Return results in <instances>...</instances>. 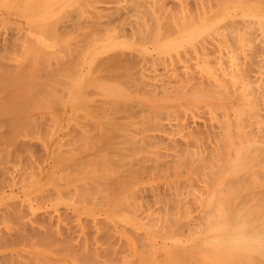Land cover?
<instances>
[{
  "label": "bare ground",
  "instance_id": "bare-ground-1",
  "mask_svg": "<svg viewBox=\"0 0 264 264\" xmlns=\"http://www.w3.org/2000/svg\"><path fill=\"white\" fill-rule=\"evenodd\" d=\"M16 1V0H15ZM20 1V0H19ZM34 1V0H33ZM36 1V0H35ZM58 1H60V0H47V2H48V4H47V6L46 7H48V6H50L51 7V5L53 4V3H57ZM68 1V0H67ZM69 1H71V0H69ZM76 0H74L73 2L74 3H77V4H80L79 3V1H81V3H83L84 4V7H85V4H87V2L85 3L84 1H82V0H79L78 2L76 1ZM87 1H89L90 2V0H87ZM97 1V0H96ZM99 1V0H98ZM128 1V0H127ZM126 1V2H127ZM130 1V0H129ZM138 2H140L139 0H137ZM137 1H134V3L133 4H135V2H137ZM144 0H142V2H143ZM148 1V0H147ZM146 0L143 2V3H141V6H142V8H143V10L142 11H146V9L147 10H149L150 11V9H151V11H150V13H148L147 14V16L145 17V13H144V17L141 15V16H139L140 14H143L140 10L139 11H136V10H138V8H137V6L138 5H133V4H131V5H133V8H135V9H133V19H135V17H136V19H137V17H139V18H141V20L138 18L137 20H135V22L133 21V22H131V23H135L134 24V27L133 28H131L132 30H131V32L133 33V34H135V36H136V39L134 40V39H132L134 42H132V43H129L130 41H126V42H128V43H123V45L125 46H127V47H135L136 49H137V51H139V53H141L142 54V56L144 55V53H145V51L147 50V45H150L151 47H153V49L151 50L150 49V51H149V49H148V51H147V53H146V55L147 56H149L150 55V53L151 52H153V50L157 53V54H160V53H170L171 51H175V52H177V54H178V50L179 51H181L180 50V47H183L184 48V46H188L190 43L193 45V43L194 42H196L197 40H199L200 41V44H201V46H200V48H202L203 46H202V44H203V40L205 39L206 41H207V43H208V41L210 40L211 42H213V43H215V44H213V43H209V44H213V45H215V46H217L218 45V43L219 42H217V41H213V40H211V38L209 39V37H210V33H212V32H214V30L213 29H218L220 32H221V30L219 29V27H221V28H226V30L225 31H223V32H226L227 31V29H228V31L230 32V34L229 33H227L226 34V37H224V39H222L223 37H219L222 41L224 40V44L225 45H228V46H231L232 45V43L233 44H235V48L237 49V51H238V48L236 47L237 46V42L238 41H240L241 42V44L239 45L238 44V47H240L239 49L240 50H242L241 49V46H242V48L244 47V44H245V47L247 48L248 46V44L249 43H251V45H249V47L247 48V49H244L243 48V51H238L240 54H241V56H239L238 54H236V53H232L233 51H235L233 48L234 47H232V49H228V50H231L232 52H230V51H228L227 49V51L228 52H230L231 53V55H229L230 56V58H228V59H225V61H222L221 62V58L220 57H218L217 59V61L218 62H216V63H219V58H220V65L219 64H217V65H219L217 68H216V70H211L209 73L207 72V70H206V72H207V74H205V73H203V72H200L199 70H201V69H197L196 68V70H194L195 68H193V70H194V72L195 71H197L198 70V72H197V74H195V75H192V73H190L191 71L190 70H188V69H191V67L189 68L188 66L190 65V62L187 64L188 66H187V69L186 70H184V71H182V72H184L183 74H184V81H185V84H183V85H185V86H182L181 87V85L179 84V85H177V84H174L175 86H177V87H179V88H177V87H175L174 85H172V84H170V85H172V86H174L176 89H181L182 91H185L186 90V92H183V93H186V94H184V97H187V101L188 100H193L192 102H195V104L196 103H198V106L199 105H203L204 103H202L201 102V104H199L200 102L198 101V100H201V99H206V101H208L209 102V105H220V107H221V109L223 108L224 109V107H223V104L225 105V106H230V107H232V108H234L235 109V111L234 112H236V113H232L233 114V116H231L229 113H228V111L226 112V110H228V108L227 107H225V111L223 110L222 112H223V114L224 115H226L225 117L223 116L222 118H221V116H220V121H218L217 122V125H215V126H211L210 124H208V123H202V122H200V123H198V124H196V122H194L195 123V125H185L186 123H184L183 121V117H181V120L182 121H174V123L171 125L170 124V127H169V125H167L168 127H166L167 128V130H168V128H169V131L171 130H176V128H175V126H177L178 124H180L181 125V127L182 128H184L185 129V131H183L185 134H183V136L184 135H186V136H184V137H186L184 140L186 141V139L188 140V139H191V141L192 140H198V139H200V142L201 141H204V140H207V139H210L209 141H211V142H214L215 144H216V142H218L217 143V145L218 144H220L221 145V147H220V149L218 148H216V147H218V146H214V144L212 145V144H210V143H208V144H206L205 142L206 141H204V144H203V146H206V147H210V148H208V151L207 152H203V150H198V148H197V143H195L194 144V146L197 148V154H198V151H201L200 152V154H196V148H195V150H194V148L192 149L191 147H194L193 145H191V146H189L190 144H188V146H189V148H191L193 151H195V155L194 154H191V153H187V147L185 146V148L183 147V151L181 152L180 150H178V152L177 151H175V150H172L173 152H171V155H173L174 153H176V154H182V155H179L178 156V159H177V162H176V164H173L174 166H177L178 165V167L177 168H179V166L181 167V168H184L183 170H181V168H179V169H176V167H174L173 166V169H170V167L168 166H165L164 168L162 167V164L160 165L163 169H165V172H167L169 169H170V172L172 171V170H174V168L176 169V170H174L175 171V173H182L183 175L185 174V172H183L184 170L186 171L187 170V174H188V172L191 174V177H193L192 176V174H196V176L197 175H199V176H202V180H204L205 181V184L204 183H202L204 186H205V189H204V186L202 187L204 190H205V192L203 191V193L201 192L203 189L201 188V186H202V184L200 183L199 185H201V186H199V188L201 189V191H197V193H202V194H200L201 196L199 197V199H198V204H199V209H200V213L199 214H197V216L195 215V212H197V210L194 212V211H192L193 210V208H191L190 207V210H191V212L193 213L194 212V215H195V217H197V218H195L194 219V215H193V221L192 222H190V224L192 225V227H193V223H194V221H196L195 222V224L194 225H196L197 224V228L199 227V228H202L203 230H201V231H203V232H205L204 233V235L206 234V239L205 240H202V243H200V242H195V240H194V242H192L193 243V249H195V251H193L192 249H191V247H189V246H192V244H190L189 245V243H191L190 242V240H188L187 241V239L188 238H192V235L195 237V235H194V231H191L192 232V235H191V237H189V235L191 234L189 231L191 230V229H193V228H189V227H191V225L189 224V221H188V219L189 218H191V217H188V215L190 214V215H192L191 214V212H189V207H186V204L185 203H187V200L189 201L190 199H188V197L186 198V201L183 199V197H186V195L184 196L183 195V191L186 193V191H185V189H183V191H182V193H180L181 191H177V192H175L174 194V196H173V192H172V189H171V192H170V194L172 193V196H173V198H177V199H173V198H171V197H169V195L167 194L168 192V190L166 191V188L164 189V187H163V191H165V192H167L166 194H165V192H162V190H161V195H159L160 193H158V192H156V191H158L157 189H156V191H154L153 193H155L154 194V197H153V193H152V195H151V198H152V200H150V198H149V200H148V202L149 201H151V202H153L154 203V201L155 202H158V205H157V207H158V209L159 210H161L163 207H160L161 205H159V203H162V205L164 206V207H169V206H174V205H171V204H173V203H176V202H178V203H176V205H175V211L174 210H172V211H174L173 213L171 212V214H169L168 215V211L167 210H170L169 208H167V210H166V208H165V211H163L162 213H163V216H162V213L158 210L157 212H160V215L162 216H160L159 215V217H158V215H155L156 214V210L157 209H155V210H152V209H150L151 207L149 206V207H147L146 209H147V213H148V216L149 215H151V214H153V216H150V218L148 219V218H146L147 220H148V222H153L154 220H156L157 219V221L158 222H154V223H160V224H158V229H159V231H156L155 229L157 228L155 225V227L154 228H151V226L154 224H150V225H148V226H150V227H146L147 229H146V233L148 234V236H152L155 232H160L159 234H161L162 235V237H165V238H172V239H174V237H176V236H178V238H179V232H183V231H181L184 227H187V231L190 233L189 235H188V233H187V231H185L184 230V232H183V234H185V232L187 233V239L186 240H184V241H179V240H176V239H174V240H172L171 242H173L172 243V245H169V246H171L170 248H168V249H166L167 251H165L164 253H165V256H167L166 258H165V261H163V257L161 258L160 256H162V254L163 253H160V252H157V253H155L154 254V251H153V253H152V251H151V253L152 254H154L156 257H160L161 259H160V261L163 263V264H205V260H209L210 259V257H211V261H210V263L211 264H243V263H245V264H264V254H248V253H242V252H227V251H223V250H219V249H217V248H215V247H213V246H211L210 244H209V239H210V232H209V221L213 218V217H220V216H231V217H240V218H243L244 220H246V221H248L254 228H257V229H259V230H262V231H264V212L263 211H258L259 210V208H262V207H260L263 203H264V184L262 185V186H259L260 184L259 183H257L256 181H258L259 180V177H258V175H260L261 176V174H258V173H260V171L258 172V173H255L256 171H254V168H256V165L260 168H262L263 166L262 165H258V164H256L257 163V161H258V159L259 158H261V157H263L264 158V84H263V82H262V80H263V77L264 76H262L261 74V72H264L263 70L261 71V67H262V65L264 66V0H213V2L215 1V3H213L214 4V7L213 6H211V5H213L212 3L211 4H209L210 6L208 7L209 8V10L208 9H206L207 8V6L205 7V1L204 0H194V2L195 3H192L193 4V6H192V4L187 8H185V9H183V15H180V14H176V16L174 17H172V16H170L171 18H170V20L167 18V20H168V22L165 20L166 18V16L165 15H167V13H168V15H170V14H172L173 13V15L175 14V13H177L176 12V9H173V8H171V6L172 7H175V8H177V11H181V6L180 5H176V3H172V2H176V0H171L170 1V4H171V6H170V8H168L169 6L167 5V4H165V2H167L166 0H164L165 2H161L162 4V6H164L165 5V7L166 6H168V7H166V8H168L169 10H168V12H165L163 9H165V7L164 8H161V6H160V3H159V0H157V3H159L158 5L160 6V9H155V8H153V6L149 9L148 8V5H150L151 6V4L153 3V2H150L149 1V3L147 2ZM156 1V0H155ZM163 1V0H162ZM181 0H179V1H177L178 3H180V4H183V5H185L186 3H187V1H189V0H185V2H184V0H183V2H180ZM212 1V0H211ZM44 2H45V0H44ZM43 2V3H44ZM92 2H95V1H92ZM101 2V1H100ZM132 2H133V0H132ZM189 2H192V1H189ZM33 3V2H32ZM39 3V2H38ZM40 3H42V2H40ZM70 3H72V2H70ZM70 3H68L69 5L68 6H70L71 4ZM107 3V2H106ZM147 3V4H146ZM168 3V2H167ZM177 3V4H178ZM6 4V3H5ZM13 4V3H12ZM27 4H28V2H27ZM36 4V3H35ZM59 4V3H58ZM57 4V5H58ZM77 4H76V7H77ZM101 4V3H100ZM143 4H144V6H143ZM164 4V5H163ZM173 4H175L174 6H173ZM41 5V4H40ZM39 5V11H40V9L43 7V5L42 6H40ZM102 5V4H101ZM105 5V4H104ZM109 5V4H108ZM125 5H127V4H125ZM154 5V4H153ZM182 5V7L184 8L185 6H187V5H185V6H183ZM207 5V4H206ZM23 6V5H22ZM25 6V5H24ZM36 6V5H35ZM34 6V7H35ZM53 6H54V4H53ZM73 6V5H72ZM94 6H96V5H94ZM98 7H99V5H97ZM178 6H179V8H178ZM26 7H27V5H26ZM28 7H30V6H28ZM50 7H48V9H50ZM56 8H59L58 6H55ZM62 7V6H61ZM74 7V6H73ZM73 7H71V8H73ZM79 8H80V6H78ZM97 7V8H98ZM109 7H111V6H109ZM115 7H116V5H115ZM118 7V6H117ZM147 7V8H146ZM210 7H212V9H210ZM55 8V9H56ZM64 8H65V6H64ZM79 8H78V10H79ZM87 8V7H86ZM96 7H94V9H95ZM100 8H102V7H100ZM100 8H99V11H100ZM104 8V7H103ZM137 8V9H136ZM152 8L154 9V10H152ZM192 10V11H189L190 9ZM215 8V9H214ZM54 9V8H53ZM54 9V10H55ZM74 9V8H73ZM81 9H83V8H80V10ZM85 9V8H84ZM111 9V8H110ZM116 9V8H115ZM127 9V8H126ZM162 9V10H161ZM170 9H172L173 10V12H169V11H171ZM188 10L189 12H184V10ZM214 9V10H213ZM34 10V9H33ZM42 10L43 9H41V13H42ZM53 10V11H54ZM58 10V9H57ZM56 10V11H57ZM62 10V9H61ZM72 10V9H71ZM75 10V9H74ZM76 10H77V8H76ZM77 10V11H78ZM78 11L79 13H81V11ZM105 10V9H104ZM134 10H135V12L136 13H138V16H136V13H134ZM155 10H158V12H160L161 13V15L164 17V19H161V18H163L162 16L160 17V13H155V12H157V11H155ZM166 10V9H165ZM174 10H175V12H174ZM26 11H28V10H26ZM32 11V10H31ZM34 11H36V8H35V10ZM33 11V12H34ZM38 11V10H37ZM36 11V12H37ZM73 11V10H72ZM89 11V10H88ZM95 11V10H94ZM111 11V10H110ZM110 11H108L110 14L112 13V12H110ZM122 11H123V9H122ZM155 11V12H154ZM163 12V14H162V12ZM167 11V10H166ZM22 12V11H21ZM96 12H98V11H96ZM95 12V13H96ZM107 12V11H106ZM130 12H132L131 10H130ZM147 12V11H146ZM164 12H165V14H164ZM208 12H210V13H208ZM23 13V12H22ZM29 14H27V15H29V17H31L32 16V18H31V20H30V18H28V20L29 21H32L33 20V15H32V12H28ZM41 13L39 12V14L41 15ZM47 13V12H46ZM45 13V14H46ZM54 13V12H53ZM56 13V12H55ZM54 13V14H55ZM72 13H75V11H73ZM89 13V12H88ZM91 13V12H90ZM99 13V12H98ZM114 13V12H113ZM113 13H112V15H113ZM185 13H186V15H185ZM26 14H24V16H25V19H27V16H26ZM30 14H31V16H30ZM34 14H35V12H34ZM38 14V13H37ZM49 14H52V13H49ZM47 15V16H45V17H48V16H51V15ZM61 15H63V13H60ZM60 14H59V12L57 13V15L58 16H60ZM65 14H66V12H65ZM77 15H79L78 13H76ZM82 14V13H81ZM80 14V16L79 17H81V18H83L82 16L83 15H81ZM124 14V13H123ZM132 14H131V16H132ZM22 15V14H21ZM20 15V16H21ZM97 15V13L95 14V15H93V16H96ZM101 15V14H100ZM104 15V14H103ZM130 15V14H129ZM24 16L22 17V18H24ZM42 17H43V15H41ZM65 16V15H64ZM68 16V15H67ZM86 16H88V15H86ZM86 16H84V17H86ZM110 17H111V15H109ZM123 16V15H122ZM126 16V15H125ZM40 16H38V18H39ZM41 17V18H42ZM51 17H52V19H51ZM51 17H48L47 19V21H46V19L45 18H42V20H44L43 22H49L50 20H51V24H52V20H53V18H57V16L56 15H52ZM77 17V16H76ZM97 17V16H96ZM91 18L90 16L88 17V20H89V18H91L92 19V23H93V19L95 20V19H99L98 17L97 18ZM105 17H107V15H105ZM130 17V16H129ZM35 18V17H34ZM38 18H36L35 20L37 21V22H35V23H37V25L40 27L41 26V19H38ZM80 18V19H81ZM127 18H128V14H127ZM142 18H144V20H142ZM4 19V18H3ZM67 19V18H66ZM75 19V18H74ZM74 19H72V20H74ZM111 19V18H110ZM113 19V18H112ZM120 19V18H119ZM132 19V18H131ZM132 19V20H133ZM2 20V19H1ZM1 20H0V23H1ZM10 20V19H9ZM35 20H33V21H35ZM38 20L40 21L39 22V24H38ZM96 20V21H97ZM105 20H108V21H105ZM103 19V21H105L106 23H105V26H106V24H108L109 23V18L108 19ZM114 20V19H113ZM127 20H129V19H127ZM161 20H163V21H166L165 23L164 22H162ZM4 21V20H3ZM7 21V20H6ZM33 21L31 22L32 24H33ZM55 21H57V20H55ZM59 21V20H58ZM57 21V22H58ZM78 21H80L79 19H77V22H76V19H75V21H74V24H76V23H78L79 24V22ZM83 21V20H82ZM96 21H94V23L96 24ZM120 21V20H119ZM122 21H124V20H122ZM131 21V20H130ZM57 22H54V20H53V23H55V24H57ZM76 22V23H75ZM85 22V21H84ZM83 22V23H84ZM89 22V21H88ZM91 22V21H90ZM98 22V24H94V26H93V28H94V30L96 31V33L98 34V33H102L103 35H105L104 33V29H105V31L107 32H109L110 30L109 29H115V28H117V25H116V27L114 28H109V27H111L112 25H111V23H110V25L111 26H108V27H104L102 30H99L98 29V32H97V30L95 29L100 23H104V22H102V20H101V22H100V20H98L97 21ZM20 23V22H19ZM46 23V24H47ZM60 23V22H59ZM72 23V22H71ZM87 23V22H86ZM240 23L241 24H243L242 26L243 27H241V25H240ZM5 24V23H4ZM3 24V25H4ZM26 24V26H28L29 28H31L32 27V30L34 31V28H33V26H34V24L31 26H29V22L28 23H25ZM54 24V25H55ZM73 24V23H72ZM71 24V26H73ZM117 24V23H116ZM121 24H124V23H121ZM126 24V23H125ZM57 25H59V24H57ZM90 25V24H89ZM102 25V24H101ZM129 25H130V22H129ZM241 27V28H243L242 29V31H241V34H238L236 31L234 32L233 31V33H237V34H235V36L233 35V33L231 34V30H232V28L231 29H229L230 27H233L234 28V30H237L238 28H240L239 26ZM1 27H3L2 25H0ZM11 26V25H10ZM9 26V28H11V27H13V26H11L10 27ZM47 27H45V28H47L46 29V31L48 32V31H50L49 33H51V35L53 36V34H56V33H58L59 31V26L57 27V26H55L56 28H57V30H55V28H54V30L56 31V33L55 32H52V30L50 29L51 28V26L49 25V24H47L46 25ZM50 26V27H49ZM77 25H75V27H76ZM83 26V25H82ZM229 26V27H228ZM237 26H238V28H237ZM7 27V26H6ZM19 27V26H18ZM39 27H37V28H39ZM74 27V28H75ZM91 27V26H90ZM101 27V26H100ZM99 27V28H100ZM103 27V26H102ZM122 27V26H121ZM125 27H128V26H125ZM130 27H132V26H130ZM8 28V27H7ZM6 28V29H7ZM21 28V27H20ZM41 28V27H40ZM49 28V29H48ZM79 28V27H78ZM78 28L77 29H75V30H78ZM84 28H85V26H84ZM108 28V29H107ZM223 28V29H224ZM237 28V29H236ZM12 29V28H11ZM11 29H9V30H11ZM13 29H14V27H13ZM17 29V28H16ZM19 29V28H18ZM23 29V28H22ZM44 28H41V30H43ZM53 29V28H52ZM71 29H73V27H71ZM80 29V28H79ZM82 29V28H81ZM80 29V30H81ZM90 28H87L86 27V31L84 30V32L86 33V35H89V36H93V35H90L91 33H89V31L90 32H92L93 31V29L91 28L90 30H89ZM120 29V28H119ZM118 29V30H119ZM30 30V29H29ZM62 30V28L60 29V31ZM89 30V31H88ZM92 30V31H91ZM124 30H126V29H124ZM167 30H172V31H167ZM211 30V31H210ZM218 30H217V32H218ZM244 30V31H243ZM3 31V30H2ZM15 31V30H14ZM13 31V32H14ZM18 31H20V30H17V32ZM32 31V32H33ZM58 31V32H57ZM67 31H69L68 33H70L71 32V30L70 29H68ZM127 31H128V29H127ZM126 31V32H127ZM174 31V32H173ZM238 31V30H237ZM240 31V30H239ZM10 32V31H9ZM38 32V31H37ZM46 32V33H47ZM84 32L82 33V32H80L81 34H84ZM88 32V33H87ZM94 32V31H93ZM108 32H107V35H108ZM115 32H116V30H115ZM114 32V33H115ZM172 32V34H175L176 32V34L173 36V37H171V36H169V33H171ZM209 32V33H208ZM243 32V33H242ZM60 33V32H59ZM56 34V35H59V37H61L62 35H60V34ZM95 33V32H94ZM112 33H113V31H112ZM110 34V36L112 35V36H114L113 34ZM120 34L121 32H116V34ZM128 33V32H127ZM240 33V32H239ZM1 34V33H0ZM15 34V33H14ZM18 34V33H17ZM20 34V33H19ZM18 34V35H19ZM26 34V32L23 34V36H26L25 35ZM28 34H29V31H28ZM35 34V33H34ZM33 34V35H34ZM43 34V33H42ZM41 34V35H42ZM72 34V33H71ZM75 34V33H74ZM118 34H117V36L116 37H119L118 36ZM209 35V37H208V35ZM11 35V34H10ZM9 35V36H10ZM30 36L32 35V34H29ZM32 35V36H33ZM73 35V34H72ZM99 36H100V34H98ZM98 35H95L96 37H94V38H92V39H94L93 41L92 40H89V39H91V37H89V36H87V38L89 37V41H91V43L93 44V43H95V38H97V41H98V39H99V43H100V40H104L105 38H106V35L105 36H101V38H103V37H105V38H103V39H101V38H99V37H97ZM122 35V34H121ZM207 35V36H206ZM8 36V37H9ZM12 36V35H11ZM21 36H22V34H21ZM21 36H19V39L20 38H22ZM28 36V35H27ZM37 36H38V34H37ZM39 36H40V34H39ZM47 36H48V34H46V38H44V39H47ZM111 36V38H113ZM126 36V35H125ZM205 36L206 37H208V39L209 40H207V38H205ZM6 37V36H5ZM16 37V36H15ZM56 37V36H55ZM58 37V36H57ZM56 37V38H57ZM124 37V36H123ZM128 37V36H127ZM126 37V38H127ZM236 37V40H234V38ZM29 38V36L27 37V40H26V42H28V44L30 45V42L29 41H31V40H29L28 39ZM107 38H109L110 39V37L109 36H107ZM125 38V37H124ZM125 38V39H126ZM132 38H134L133 36H132ZM5 39V38H4ZM11 39H12V37H11ZM19 39L17 38V42H19ZM23 40L25 39L24 37L22 38ZM21 39V40H22ZM30 39H33V38H30ZM35 39H37V38H35ZM34 39V40H35ZM43 39V41L46 43V40H44ZM59 39H63V38H58V41H59ZM131 39V38H130ZM129 38H128V40H130ZM163 39V40H162ZM255 39H257V41L255 40ZM9 40H10V38H9ZM39 40H41L42 41V39H39ZM52 40V39H51ZM51 40H50V42H51ZM53 40H55V38L53 39ZM73 40V39H72ZM76 40V39H75ZM115 40H117V42H115L114 40H113V42L112 43H110L111 41H109L108 43L109 44H106V42H105V44L102 46H100V48H98L97 47V49L96 48H92V49H90L89 50V47L92 45L89 41H87L86 40V43L88 42L89 44L88 45H90V46H88V49H86V46H87V44L85 43V41H84V46L82 45L83 44V42L81 43V49L82 48H84V49H86V50H80V52L78 53H76V54H79V55H81V56H85V55H83V53H87L88 54V59H87V61L85 62L84 60V62L87 64H89V65H93V63L95 64L96 62H98L97 64H98V66L100 67L99 69H102L103 71L105 70L106 71V73H108V75H105L106 76V78H108V80L106 81L105 79L106 78H104V76H103V74L101 73V71H99V69H97V70H94L95 72L96 71H98L99 73H101L102 75L100 76L99 75V77L97 76V74H93V69L91 70V72H92V75H96L95 77L97 78V79H94V77L92 76V77H83L82 75H84V73H81V76H82V78H85L84 80H87V81H85V83L86 84H90V85H96V86H93V88L95 87V89H97L98 88V90H100V91H102V93L103 94H105V96L106 97H109V96H112V98H113V96L114 97H117V99L119 98V100H117V99H115V101L117 100V102H120V103H118V104H116V105H119V104H122V105H124L123 103H121L123 100H124V98H123V96L125 95V94H127V92L130 94V92L131 91H125V90H130V89H133V91L135 90V88H137V89H142V91H143V93L142 92H140V93H138L139 95L142 93V95H140V97H143V96H145L147 93V95H146V101H148V98H147V96H152L151 98H152V100L154 99L153 98V95H154V97H159L158 95H161L162 93H164L163 95H167V96H169V93H170V95H171V91H173L174 90V94H175V91H176V89H173L171 86V88H172V90H171V88L169 89V88H166V86H168V84H169V82H165V80L167 79V78H165V80H163L162 78H155L154 76H151V75H148V74H146V72H144V71H142V70H140V71H136L135 72V74L131 77V76H129V74L131 75L132 73V70H131V68H128L129 70H131V72H127V73H129V74H127V75H125V73H126V70H128L127 69V66H123L124 68H126L125 69V72H123L124 70L123 69H121V68H123V67H120V66H118V68H117V70H115V71H113L111 68H110V64L112 63H114V62H116V60H121L120 58V56H119V54L118 53H120L121 54V52H117V49L114 51L115 53L112 55L111 53H109V52H104L103 53V51H107V49H110L111 47L113 48L112 49V51L114 50V48H115V46H118V45H120V41H119V38L117 39V38H115ZM131 40V41H132ZM162 40V41H161ZM214 40H216V39H214ZM238 40V41H237ZM14 41V40H13ZM42 41V43H41V45L39 46V47H41L40 49L41 50H39V53L41 54V53H43V52H41L42 51V48L43 47H45V48H49V46H50V44L48 45V42L45 44L44 42ZM49 41V40H48ZM68 41V40H67ZM96 41V42H97ZM119 41V42H118ZM122 41V40H121ZM199 41H198V43H199ZM203 41V42H202ZM205 41V42H206ZM230 41V42H229ZM236 42V43H234V42ZM247 41V42H249V43H245V42ZM15 42H16V39H15ZM14 42V43H15ZM32 42V41H31ZM202 42V43H201ZM204 42V43H205ZM226 42V43H225ZM4 43V42H3ZM197 43V42H196ZM196 43H194V44H196ZM207 43H205L206 45H208V48H209V44H207ZM216 43H217V45H216ZM222 43V44H223ZM228 43V44H227ZM1 44V43H0ZM70 44V43H69ZM68 44V46L70 47L71 45H69ZM72 44V43H71ZM190 44V45H191ZM220 44V43H219ZM23 45V44H22ZM29 45H27L28 47H26V50H27V48L29 49ZM56 45H57V42H56ZM55 45V46H56ZM62 45V44H61ZM61 45H59V48L57 47V49H56V51L57 50H61L62 49V47H61ZM86 45V46H85ZM100 45V44H99ZM146 45V50H145V46ZM213 45H210V46H212V48L214 47ZM75 45H73V47H74ZM98 46V45H97ZM123 46V47H124ZM196 48L199 46V44H197V45H194ZM218 46H220V45H218ZM15 47H17V46H15ZM24 47H25V44H24ZM51 47V46H50ZM61 47V48H60ZM72 47V46H71ZM109 47V48H108ZM121 47V46H120ZM195 47H193V49H196ZM6 48V47H5ZM19 48V47H18ZM22 48H23V46H22ZM52 48V47H51ZM183 48H182V50H183ZM188 49V51H190L191 50V48H192V46L191 47H189L190 48V50H189V48L188 47H185V49ZM200 48H198V49H200ZM207 48V49H208ZM211 48V47H210ZM130 49V48H129ZM184 49V50H185ZM198 49H196L195 50V52L194 51H192V52H194V53H198L199 54V52H198ZM15 50V49H14ZM24 50V52L26 51L25 49H23ZM53 50V49H52ZM63 50V49H62ZM89 50V51H88ZM122 50V49H121ZM131 50V49H130ZM133 50H135V49H133ZM183 50V51H184ZM200 50H203V52L202 53H204V51L205 52H208V50H204L203 48L202 49H200ZM217 50H218V52H220L221 53V51H219L220 50V48H217ZM216 50V51H217ZM226 50H223L222 49V52L223 51H226ZM15 51H18L17 50V48H16V50ZM14 51V53H17V52H15ZM20 51V50H19ZM47 50L45 49V52H46ZM74 51V50H73ZM72 51V52H73ZM111 51V52H112ZM118 51H120V50H118ZM124 51V54L125 55H127V52H125V50H123ZM186 51V50H185ZM188 51H186V52H188ZM210 51V50H209ZM213 51V50H212ZM216 51H213V52H216ZM226 51V52H227ZM13 52V51H12ZM24 52H22V53H24ZM50 52H52L51 50H48V52H47V54H49ZM53 52H55L54 50H53ZM52 52V53H53ZM58 53H59V51H57ZM71 52V51H70ZM98 52L100 53V52H102L103 53V55L104 54H107L108 53V57H107V59H105L102 55H100L99 54V56L100 57H97V54H98ZM132 52V51H131ZM134 52V51H133ZM191 52V53H192ZM212 52V53H213ZM75 53V52H74ZM74 53H71L72 54V56H73V54ZM81 53V54H80ZM189 53V52H188ZM188 53H186V55L188 54ZM220 53H217V54H220ZM223 53H225V52H223ZM230 53H227V54H230ZM242 53H243V55H242ZM9 54H10V52H9ZM8 54V55H9ZM75 54V55H76ZM111 54V55H110ZM122 54H123V52H122ZM121 54V55H122ZM179 54H182L183 55V52H181V53H179ZM209 54V53H208ZM214 54V53H213ZM222 54V53H221ZM226 54V55H227ZM7 55V56H8ZM45 54L43 53V55H41L40 57H41V60L42 59H47L46 58V56H44ZM54 55V54H53ZM58 55V54H57ZM56 54H55V58H56V56H57ZM68 55V54H67ZM139 55V54H138ZM146 55H144V57L146 56ZM152 55H154V54H152ZM185 55V54H184ZM210 55V54H209ZM225 55V54H224ZM15 56H16V54H15ZM19 56V55H18ZM42 56H44L45 58H42ZM139 56H141V55H139ZM138 56V57H139ZM141 56V58H143ZM155 56V55H154ZM206 56V55H205ZM211 56V55H210ZM213 56V55H212ZM11 57H13V56H11ZM20 57V56H19ZM19 57H17L18 59H19ZM101 57H103L104 59H101ZM123 57H125L124 55L122 56V58ZM156 57V56H155ZM154 57V59H156ZM181 57V56H180ZM192 56H191V54H190V57H186L185 56V58L183 57V58H181L182 59V61H183V59H190ZM194 57V56H193ZM207 57V56H206ZM217 57V55L215 54V58ZM14 58V57H13ZM21 58V61H22V57H20ZM27 58V57H26ZM52 58H54L53 56H52ZM98 58H100V59H98ZM140 58V57H139ZM153 59V57H151V55H150V58L149 57H147L146 59H147V61H148V59ZM196 59H197V57H195ZM16 61H13V62H17L18 61V59H16V58H14ZM56 59H58V56H57V58ZM61 58H59L58 60H60ZM84 59V58H83ZM145 59V58H144ZM144 59H142L143 61H144ZM146 59H145V62H146ZM167 59H169L168 57H167ZM194 59V58H193ZM207 59V58H206ZM20 60V59H19ZM38 60H39V58H38ZM51 60H53V59H51ZM50 60V61H51ZM127 60H130L129 58L127 59ZM126 60V61H127ZM157 60L159 61V60H161V59H158L157 58ZM164 60V59H163ZM171 60V59H170ZM170 60H169V62H170ZM205 60V59H204ZM224 60V59H223ZM21 61H18V62H20V64H25V63H23V61H26V59L25 60H23L22 62ZM46 61V60H45ZM53 61H55V59L53 60ZM57 61V60H56ZM55 61V62H56ZM122 61V60H121ZM189 61V60H188ZM192 61V60H191ZM198 61H199V59H198ZM27 62V61H26ZM55 62H53V66L55 65L54 63ZM58 62V61H57ZM64 62V61H63ZM133 62H136V61H133ZM151 62H153V61H151ZM156 61H154V63H155ZM159 62H161V61H159ZM172 62V61H171ZM185 62V61H184ZM187 62V61H186ZM193 62V61H192ZM191 62V63H192ZM194 62H195V59H194ZM202 61H200V63H201ZM40 63V62H39ZM58 63H60V62H58ZM73 63H77V62H73ZM73 63H71V66H70V63H68L69 64V66H70V69H69V66H68V64H66L65 66H67V67H65V66H63L64 64L62 63V66L63 67H65L66 69H69V71H67V70H65V68H64V70L63 69H60L59 70V68L57 67V69L58 70H56V71H54V72H56V74L54 75V78H57L58 76L59 77H61L60 75H62V77H63V81L64 82H66L67 84L69 83V81L71 80V86L73 87V82H75V77H76V75L77 74H74V73H69L70 71L72 72V70H73V72H75L76 70H75V68L73 67V66H79L78 64H73ZM131 63H132V61H131ZM149 63H150V60H149ZM154 63H152L153 65H154V68L156 67L157 68V66H155V65H157L158 64V62H156L155 64ZM163 63H166V61L165 62H162V64L161 65H163ZM168 63V62H167ZM181 63V62H180ZM208 63V62H207ZM16 64H18V63H16ZM57 64V63H56ZM61 64V63H60ZM60 64H58V66H60ZM83 64V63H82ZM135 64V63H134ZM139 64V63H138ZM160 64V63H159ZM158 64V65H159ZM169 64V63H168ZM1 66H2V63L0 64ZM5 65V64H4ZM73 65V66H72ZM136 65V64H135ZM134 65V66H135ZM140 65V67H142L141 66V64H139ZM138 65V66H139ZM145 65H149V64H144V66ZM165 65V64H164ZM167 65V64H166ZM183 65V64H182ZM194 66H195V63L193 64ZM192 65V66H193ZM197 65H201V64H199L198 62H197ZM209 65H210V63H209ZM9 65L7 64V67H8ZM24 67H25V65H23ZM28 66V65H27ZM85 66V65H84ZM116 66V67H117ZM144 66H143V68H144ZM10 67V68H9ZM8 68H9V70H7L8 68H6V70H7V72L8 71H10L9 73H7V72H5V71H2V70H0L1 71V75H0V80H1V76H2V72H5V73H3L4 75H6V77H11V76H13L14 74L16 75V72L13 74V75H11V72H12V70L13 69H11V66H9ZM23 67V68H24ZM40 67V66H39ZM41 67H43V66H41ZM44 67H45V70H44V73H42V74H44L45 75V71H46V68H47V65L46 64H44ZM43 67V68H44ZM61 67V66H60ZM71 67L73 68V69H71ZM139 67V68H140ZM163 67V66H162ZM168 67V65L166 66V68ZM170 67H172L173 68V66H170ZM181 67V66H180ZM1 68V67H0ZM29 68V67H28ZM27 68V69H28ZM51 68H52V66H51ZM54 68V67H53ZM53 68H52V70H53ZM152 68H153V66H152ZM152 68H150L151 70H152ZM164 68H165V66H164ZM35 69V68H34ZM39 69V68H38ZM55 69V68H54ZM142 69V68H141ZM162 70H160V71H163L164 69L163 68H161ZM167 69H170L171 70V68H167ZM183 69V68H182ZM181 69V70H182ZM185 69V68H184ZM262 69H264V67H262ZM5 70V69H4ZM24 70V69H23ZM63 70V71H62ZM78 70V72H79V68L77 69ZM80 70H82V69H80ZM86 70H87V68H86ZM169 70V72H172L173 73V71H170ZM173 70V69H172ZM174 70H175V68H174ZM192 70V71H193ZM204 70V71H205ZM208 70H209V68H208ZM25 71V70H24ZM29 71H30V69H29ZM35 71H37L36 69H35ZM60 71V72H59ZM65 71V72H64ZM84 71V70H83ZM160 71H158V73L160 72ZM168 71V70H167ZM202 71V70H201ZM13 72H14V70H13ZM40 72V71H39ZM38 71H37V73H39ZM62 72V74H60ZM155 72V71H154ZM202 73V74H200V73ZM31 73H32V71H31ZM104 73V72H103ZM105 73V74H106ZM155 73H157V72H155ZM154 73V74H155ZM196 73V72H195ZM199 73V74H198ZM11 76H10V75ZM28 74H30V72L28 73ZM27 74V72H26V75H28ZM59 74V75H58ZM66 74V76H64ZM71 74V75H70ZM90 74V73H89ZM165 74H167V73H165ZM194 74V73H193ZM4 75H3V77H4ZM8 75V76H7ZM51 75V74H50ZM49 75V76H50ZM56 75H58V76H56ZM67 75L68 76H74V78H72V79H70L69 80V78L70 77H67ZM19 76V75H18ZM39 76H41V75H39ZM47 76V75H46ZM46 76H44V77H46ZM56 76V77H55ZM80 75H78V77H79ZM80 76V77H81ZM176 76V75H175ZM2 77V79H6V80H8V82L7 83H10L9 84V86H8V88H7V85L5 84V88L6 89H8V91L11 89V84H13V83H15L14 82V80L12 79V77L11 78H6V77H4L3 78ZM21 77V76H20ZM20 77H18L19 79H20ZM29 77H31V78H28L29 80L31 79V80H33L32 79V77L34 78V79H38L39 80V78H38V75L36 76V78H35V74H34V76H29ZM67 77V78H66ZM101 77H102V79H104L105 81H103V80H101ZM47 79H49V77H46ZM50 78L51 79H49L48 80V82H50V81H52V84H51V82H50V84L51 85H49L48 86V84L46 83L47 82V80H45L46 82V87L48 86V87H50V86H52L51 88H53L54 86V81L55 82H57L56 81V79H53V77L52 76H50ZM99 78H100V80L102 81H99ZM13 80V83H12V80ZM18 79V80H19ZM36 79V80H37ZM41 79V78H40ZM57 79H59V81H60V83L59 82H57V83H59V84H57V85H55V87L53 88L54 89V91L56 90V88L57 87H60L59 85H62L61 84V82L63 83V81H61L62 79L61 78H57ZM68 79V80H67ZM76 79H79V78H77L76 77ZM24 82H22L24 85H26L27 83H28V81H26L24 78L22 79ZM36 80L34 81V82H36ZM54 80V81H53ZM65 80H67V81H65ZM9 81H11V82H9ZM20 82H21V80H19ZM44 81V80H43ZM42 81V82H43ZM179 81V80H178ZM177 81V82H178ZM3 82V81H2ZM1 82V83H2ZM20 82L18 83H15V86L16 87H14L13 85H12V88L14 87L15 89H17V86L19 87V88H21L22 89V87H20ZM26 82V83H25ZM41 82V83H42ZM78 82H79V80H78ZM124 82H127V83H130V84H132V86H131V88L129 89L128 87L126 88V87H123V83ZM262 82V83H261ZM4 83H5V81H4ZM4 83H3V85H4ZM54 83V84H53ZM82 83V82H81ZM166 83V84H165ZM16 84H18V85H16ZM29 84V83H28ZM27 84V85H28ZM38 84H39V81H38ZM37 84V85H38ZM66 84V85H67ZM30 86H31V83L29 84ZM40 85V84H39ZM162 85V86H161ZM1 87V89L3 88L4 89V87H2V85H0ZM30 86H28V88L30 87ZM34 86H35V84H34ZM63 86H65V83H64V85ZM68 86V85H67ZM81 86V85H80ZM85 86V85H84ZM87 86V85H86ZM9 87H10V89H9ZM24 87V86H23ZM27 87V86H26ZM40 87H43V86H40ZM45 87V86H44ZM47 87V88H48ZM66 87V86H65ZM65 87H64V91H65ZM68 87H70V85L68 86ZM76 87H77V84H76ZM97 87V88H96ZM159 87V88H158ZM183 87H185V89H183ZM12 89V90H10L9 91V93L11 92V94H9L10 95V98L11 99H14V96H15V93H17V95L20 93V92H23V90L21 91L19 88V90L16 92V91H14L15 89ZM31 88H34V87H31ZM30 88V89H31ZM37 88V87H36ZM39 88V87H38ZM51 88H49L48 90L49 91H51L50 92V94H49V96L53 93L52 92V90H50ZM84 88V87H83ZM86 88H91V89H93L92 87H85V89H82L83 90V94L85 95V93L87 92V90H86ZM143 88H144V90H143ZM164 89V91L161 93V91L162 90H160V92H159V94L157 93L158 92V90H155V89ZM187 88V89H186ZM1 89H0V95H2V92L3 93H5V90H2L1 91ZM26 89V88H25ZM41 89V88H40ZM45 89V88H44ZM58 89V88H57ZM63 90V87L61 88L60 87V90ZM68 89V88H67ZM70 89V88H69ZM73 89V88H72ZM80 89V88H79ZM88 89V90H89ZM167 89H169V90H167ZM32 90V89H31ZM34 90H35V88H34ZM45 90H47V89H45ZM86 90V91H85ZM94 90V89H93ZM93 90H92V93H93ZM177 90V91H178ZM189 90V91H188ZM27 91H28V89H27ZM37 92L36 93H38V89L36 90ZM41 91H43V89L41 90ZM48 91V92H49ZM66 91H68V93H69V90H66ZM90 91V90H89ZM96 91V90H95ZM125 91V92H124ZM157 91V92H156ZM168 91H169V93H168ZM180 91V90H179ZM14 92V93H13ZM19 92V93H18ZM33 92V91H32ZM32 92H30V94L32 93ZM59 92V89H58V91H56V93H58ZM85 92V93H84ZM136 92H138V91H136ZM156 92V94H154ZM181 92V91H180ZM14 95H13V94ZM26 93V92H25ZM29 93V92H28ZM35 93V94H36ZM42 92H39V94H38V96H41L40 94H41ZM44 93V92H43ZM55 93V92H54ZM64 94L66 93V92H63ZM95 93V92H94ZM125 93V94H124ZM133 94H135V92H132ZM161 93V94H160ZM182 93V92H181ZM24 94V93H23ZM71 94V93H70ZM73 94V93H72ZM71 94V96H73ZM83 94H81V96L80 97H78L79 99H76V100H74V102L73 103H75V107L77 106V107H79V108H81V107H85V104H84V99H86V98H84L85 96L83 95ZM128 94V95H129ZM158 94V95H157ZM173 94V95H174ZM177 94H179V93H177L176 92V94H175V96H177ZM4 95H6V94H4ZM32 95H34V94H32ZM54 95V100H56V101H53V104H54V102H57V105H59L58 104V102L60 103V100L58 99L57 100V98H56V96H55V94H53ZM61 95H63V94H61ZM66 95H67V93L65 94V95H63L64 96V99H66L65 97H66ZM90 95H92V94H90ZM137 95V93L135 94V96H134V98L137 100L138 99V101H139V96H136ZM163 95H161V96H163ZM165 95V96H166ZM180 95V94H179ZM19 96L20 95H18V99L16 98L15 100H19L20 101V98H19ZM27 96V95H26ZM49 96H46V97H49ZM71 96H70V98H71ZM83 96V97H82ZM160 96V97H161ZM172 96V95H171ZM175 96H173V97H175ZM181 96V95H180ZM1 97H3L4 98V96L2 95ZM21 98H22V96H20ZM24 97V96H23ZM45 97V98H46ZM58 97V96H57ZM59 97H62V96H59ZM84 98V99H82V98ZM90 97V96H89ZM93 97H94V95H93ZM125 97V96H124ZM137 97V98H136ZM170 97V96H169ZM183 97V96H182ZM9 98V101H11L12 103L14 102V103H16L17 101H15V100H11ZM34 98H36V97H34L33 96V98L32 99H34ZM96 97H94V99H95ZM123 98V99H122ZM126 98H127V96H126ZM150 98V97H149ZM150 98V99H151ZM165 98H167V99H169L168 97H165ZM164 98V99H165ZM23 99V98H22ZM27 99V98H26ZM30 99V98H29ZM37 99H39V101L42 99H40V98H37ZM72 99V98H71ZM70 99V100H71ZM93 99V98H92ZM142 99V98H141ZM145 98H143L142 99V101L144 100ZM158 99V98H157ZM163 99V98H162ZM178 102L180 103V99H179V96H178ZM0 102H2V98H0ZM8 99L6 98L5 100H3V102L2 103H4V101H6V103L5 104H7V102H8V104L10 103L9 101H7ZM24 100H25V98H24ZM88 100H90V99H88ZM97 100V99H96ZM122 100V101H121ZM160 100V99H159ZM195 100H197V101H195ZM26 101V100H25ZM62 101V100H61ZM82 101H83V104H82ZM87 101V100H86ZM110 101V100H109ZM106 101L105 103H104V105L108 102V104L109 103H111L112 105H113V103L115 102V101ZM142 101H139V102H142ZM177 101V100H176ZM21 102V101H20ZM23 102V101H22ZM21 102V103H22ZM28 102V101H27ZM31 102V101H30ZM34 102V101H33ZM50 102V101H49ZM94 102V101H93ZM113 102V103H112ZM124 102V101H123ZM127 102V101H126ZM126 102H124V103H126ZM136 102V101H135ZM139 102L138 103H136V104H138V107L139 108H141V110H142V105H141V103L139 104ZM151 102V101H150ZM149 102V103H150ZM155 102H156V100H155ZM173 102H174V100H173ZM205 102V101H204ZM19 103V102H18ZM32 103V102H31ZM31 103H30V105H31ZM45 102H43V104H44ZM47 104H48V109H51L52 107H54V106H52L51 108H50V106H49V103L48 102H46ZM62 103V102H61ZM70 103H72V102H70ZM85 103H87V102H85ZM129 103V102H128ZM145 103V102H144ZM148 103V102H147ZM162 103H164V102H162ZM171 103V102H170ZM179 103H178V105H179ZM185 102H182L181 104H182V106H180V107H177L178 105H176V106H174V109H176L175 107H177V110H178V108H181V107H183V109L181 110V111H183L184 109H186V108H184L185 107V104H184ZM205 103H207V102H205ZM29 104V103H28ZM95 104H96V102H95ZM97 104H100V103H97ZM96 104V105H97ZM107 104V105H108ZM110 104V105H111ZM143 104V103H142ZM161 103H159V104H157L156 103V105H160ZM168 104V103H167ZM188 104L191 106V101H188ZM188 104H186V106L188 105ZM240 104H242V105H244L243 107L245 108L246 107V109L244 110L243 108L240 110V107H239V105ZM4 105V104H3ZM10 105V104H9ZM9 105H7V106H9ZM15 105V104H14ZM27 105V104H26ZM29 105V106H30ZM33 105H35V104H33ZM61 105V104H60ZM69 106H70V104H68ZM83 105V106H82ZM103 105V104H102ZM140 105H141V107H140ZM145 105H147V104H145ZM145 105H143V108L144 109H146L147 108V110H148V107H150V105L149 106H147V107H145ZM154 105V104H153ZM163 104H161L160 106H162ZM171 105H175V103L173 104H171ZM184 105V106H183ZM189 105H188V108H189ZM194 105V104H193ZM209 105H207V107L209 106ZM17 106V105H16ZM23 105H21V106H19V107H22ZM28 106V105H27ZM65 106V105H64ZM88 104H87V108H88ZM93 106H94V103H93ZM93 106H91V108L93 107ZM115 106V105H114ZM125 106H127L126 104H125ZM135 106H137V105H135ZM164 106V108H165V106H167V105H163ZM162 106V107H163ZM205 106V105H204ZM218 106H217V108H218ZM10 108H11V106H9ZM14 107V106H13ZM34 107V106H33ZM60 107V109H61V106H59ZM59 107H56V105H55V109L57 110V111H60L58 108ZM122 107V106H121ZM128 107V106H127ZM138 107H136V108H138ZM152 107V106H151ZM169 107V106H168ZM172 107V106H171ZM203 107V106H202ZM206 107V106H205ZM212 106H210V108H211ZM5 108V107H4ZM16 108V107H15ZM22 108H24V106L22 107ZM22 108H21V110H22ZM63 108V107H62ZM95 108V107H94ZM102 109V107H101V105H100V107H99V109ZM118 108L119 107H117V110H118ZM135 108V107H134ZM154 108L155 109H157V110H159L158 108H160V107H155L154 106ZM154 108H152L153 109V111H154ZM190 108H192V106L190 107ZM189 108V109H190ZM204 108V107H203ZM216 107L214 106V109H215ZM216 108V109H217ZM227 108V109H226ZM35 109V108H34ZM40 109V108H39ZM42 109H47V106L45 105V107H42ZM52 109H54V108H52ZM96 109V108H95ZM98 110V111H100L99 113L98 112H94V109L93 110H89V108L87 109L88 111H86V113H84V114H86V116L87 117H89V118H91L90 120H92L91 121V124H92V127H93V131H95L96 130V135H85L84 136V138L86 139V142H83V143H87V142H89V144H84V147L82 148V147H79L80 146V144H78L79 146H78V150H82L83 151V153H82V151L79 153V151H76V153L75 152H73V148L75 147H73V146H70L67 142V144L69 145V147H72L71 149H73V150H70V153H64V154H59V152H57V148H56V152L57 153H55V154H53V155H51L52 156V159L50 160L51 162H52V166L49 168V169H44V171L42 172V169L40 170L39 169V167H41V166H39L40 164H38V166L36 165V164H33L34 166L32 167L30 164L31 163H34V162H31V161H33V156H32V160L31 161H28V162H30V166L32 167V169L34 168V169H39L38 171H40V172H38L37 170H35V173H39L40 174V176L38 177V182H36V183H33V184H35L36 185V187L38 188V189H40V192L46 187V186H54L57 182H62V181H67L68 183H70V178H65L64 180H62V181H60L61 180V178H58L59 176H61L62 177V175H60V174H62V170L60 171V173L59 174H57V173H55V171L54 170H56V168H54V167H60V169H62L63 168V166H62V164H64V163H66V162H69V164L68 163H66V164H68L71 168H68V169H70V171H74V170H77V169H75L76 167H74V165H71L72 163L73 164H75L72 160H71V158L72 159H76V158H74V157H71V155H74V154H76V156L77 157H79L78 155H80L81 156V153L83 154V156H85L86 158H80V160H83V159H86V160H83V161H85L86 162V164L88 163V164H93V165H95L94 167H92V169H91V173H92V176H93V178L95 179V180H100V181H103V179H105V178H107L108 177V179H111V180H105V181H107V182H109V184H106L107 182H105V187L104 188H102L103 186H104V184H103V186L102 187H99V189L101 190V193H102V195L104 196V199H105V207H104V210H103V212H104V214H105V216H106V218H108V219H110V220H117V221H119V222H125V223H128V224H135L136 226L139 224V226H140V223H137V220L136 219H138L139 221L141 220V219H139V217H141V216H137L136 215V213L134 214L132 211H136V210H138L139 208H137V205L139 206V204L141 203V201H143V199H145V198H147V197H145L144 198V196H143V199H141V200H139V204H138V202L137 201H135L136 202V204H135V202H133V199H131L130 201H131V203L133 204H135L136 205V207L135 208H137L136 210H132L131 211V209H130V207L131 206H133V205H129V202H128V198L130 197L129 195L131 194V193H137V191H138V193H139V191L141 190V185L143 184V179H142V174L143 173H145V166L143 165H141V164H139V162L141 161V162H144V161H146L147 160V162H148V160H153L154 162V164L155 163H157V160H159V158H162L163 159V157H156L155 158V156H154V154L155 155H157L158 156V154L156 153V150H159L158 148H159V146L156 148V149H154V146H155V144H156V146H157V139H161V138H159V136L163 133V132H161V134L160 135H149V136H146V137H140V138H138V137H135V135L133 134V131H132V133H129V131H130V129H132L130 126H129V124H127L126 122L128 121H130L129 120V118H130V116L128 117V120L126 121H124L123 119H121V120H123V121H118V120H113V119H111L110 117V115H106V113H105V108H103L102 110ZM151 109V110H152ZM161 109V108H160ZM173 109V110H174ZM205 109V108H204ZM221 109H218V110H221ZM2 110V109H1ZM0 110V112H3V111H1ZM15 110H17V108L15 109ZM20 109H18V111H19ZM20 110V111H21ZM35 110H37V109H35ZM56 110H54V111H56ZM62 110V109H61ZM69 110H70V108H69ZM68 110V111H69ZM72 110V109H71ZM71 110H70V112H67V113H70V115H71ZM82 110V109H81ZM97 110V109H96ZM95 110V111H96ZM107 110H109V111H111L109 108H107ZM150 110V109H149ZM157 110H155L156 112H157ZM163 110V109H162ZM168 110H169V108H168ZM206 110V109H205ZM209 110H211V109H209ZM231 110V108L229 109V112H231L230 111ZM238 110V111H237ZM6 111H8V113H10L11 111H12V109L9 111V109L8 110H6ZM5 111V112H6ZM18 111H16V113L18 112ZM29 112H30V110H28ZM56 111V112H57ZM63 111V110H62ZM94 113H93V112ZM152 111V112H153ZM207 111H208V109H207ZM211 111H213V110H211ZM211 111H209V112H211ZM5 112H4V114H5ZM23 112V111H22ZM21 112V113H22ZM25 112L26 113H28L26 110H25ZM32 112H33V109H32ZM38 112V111H37ZM41 112V111H40ZM49 112V111H48ZM81 113L82 112H85V111H80ZM159 112V111H158ZM162 112V111H161ZM166 112H167V110H166ZM174 112H175V110H174ZM179 112H180V109H179ZM179 112L178 113H176L177 115L179 114ZM191 112V111H190ZM219 112V111H218ZM224 112H226V113H228V114H225ZM232 112H233V110H232ZM15 113V114H16ZM62 113V112H61ZM61 113H58V114H60V116H61ZM100 114V115H98V114ZM116 113H120L119 111H117ZM163 113H165V111H163ZM181 113V112H180ZM1 114V113H0ZM6 114H7V112H6ZM5 114V115H6ZM13 114V113H12ZM17 114H19V112L17 113ZM16 114V115H17ZM25 114V113H24ZM29 114V113H28ZM57 114V113H56ZM170 113H168V115H169ZM171 114H172V112H171ZM173 114H175V113H173ZM222 114V113H221ZM8 115V114H7ZM10 115H11V113H10ZM16 115H14V116H16ZM21 115V114H20ZM26 115V114H25ZM40 115H41V113H40ZM44 115H45V113H44ZM43 115V116H44ZM68 115V114H67ZM120 115H121V113H120ZM179 115H181V114H179ZM197 115V114H196ZM216 115V114H215ZM2 116V115H1ZM0 116V117H1ZM11 116H13V115H11ZM11 116H7V117H11ZM17 116H19V115H17ZM21 116H24L23 115V113H22V115ZM20 116V117H21ZM29 116V115H28ZM28 116H27V119H28ZM48 116V115H47ZM49 116H50V114H49ZM52 116H54V117H52ZM51 116V118L52 119H54V122L56 121V120H60V118L59 119H57V117L55 116V114H53ZM58 116V115H57ZM69 116V115H68ZM73 118L75 117V114H73V115H71ZM173 116V115H172ZM176 116V115H175ZM174 116V117H175ZM182 116V115H181ZM187 116V115H186ZM186 116L184 115V119L186 118ZM3 117H5V116H2V118ZM6 117V118H7ZM25 117V116H24ZM45 117V116H44ZM64 117V116H63ZM67 117V116H66ZM86 117V118H87ZM177 117V116H176ZM9 118H7V120H6V122L5 123H7V121L9 120ZM13 118L14 117H12L11 119H10V121L11 120H13ZM18 118V117H17ZM21 118H23V117H21ZM26 118V117H25ZM32 118V117H31ZM31 118L29 119V121H27V122H30V120H31ZM46 118V117H45ZM68 118L69 117H67V119L66 120H68ZM126 118V117H125ZM189 118V116H187V118L185 119V122H186V120ZM215 118V117H214ZM5 118H3L2 120H4ZM15 119V118H14ZM44 119V118H43ZM116 119V118H115ZM118 119V118H117ZM127 119V118H126ZM178 119H180V118H178ZM193 119V118H192ZM192 119H190V120H192ZM198 119V118H197ZM197 119H195V120H197ZM207 119V118H206ZM210 119V118H209ZM208 119V120H209ZM1 120V119H0ZM19 120H20V118H19ZM24 120V119H23ZM37 120V119H36ZM36 120L35 119H33V121L34 122H36ZM194 120V119H193ZM201 120V119H200ZM216 121H217V119H215ZM214 120V121H215ZM5 121V120H4ZM10 121H8V127H6V128H11L12 126H14L15 124L13 123H10ZM15 121V120H14ZM13 121V122H14ZM17 121L18 120H16L15 121V123H17ZM22 121V120H21ZM25 121H26V119H25ZM25 121H24V123H25ZM32 121V120H31ZM32 121V122H33ZM39 121V120H38ZM48 121V120H47ZM46 121V122H47ZM65 121V120H64ZM81 121V120H80ZM137 121V122H136ZM136 121H134V122H132V121H130V124H131V122L132 123H134L135 125H133V129L135 130V129H137L138 128V120H136ZM188 121V120H187ZM205 121V120H204ZM207 121V120H206ZM1 122V121H0ZM3 122V121H2ZM12 122V121H11ZM20 122V121H19ZM41 122H43L42 120H41ZM45 122V121H44ZM44 122H43V124H44ZM45 122V123H46ZM67 122V121H66ZM68 122H69V120H68ZM70 122H71V119H70ZM69 122V123H70ZM76 122V121H75ZM165 122V121H164ZM169 122V121H168ZM168 122H166V123H164V124H169ZM172 122V121H171ZM170 122V123H171ZM176 122H183L184 124H182V123H176ZM189 122V121H188ZM187 122V123H188ZM197 122H199V121H197ZM68 123V124H69ZM73 123V122H72ZM71 123V124H72ZM157 122H154L153 121V119H151L150 117H148L147 115H142V117H141V121H139V126H140V130L142 131V129L143 130H147L149 127L148 126H152V128L154 127V124H156ZM177 125H176V124ZM190 123V122H189ZM211 123H212V121H211ZM6 124V125H7ZM19 123H17V129H15L16 128V126H15V128H13L15 131H14V133L12 132H9V134L11 133V134H13V136L10 134V136H9V134H8V132H6L7 133V135H1V133L2 132H0V135H1V137H2V139H5V138H8L7 136H9V138L10 137H15L16 138V136H15V133L16 132H18L17 130H20L19 132H21V130H22V128L24 127H26V126H28V125H26V126H23L22 128H21V126L23 125V124H19ZM35 124H37V123H35ZM43 124H41L40 123V125L41 126H43ZM51 124L53 125H55V123H52L51 122ZM60 124V123H59ZM175 124V125H174ZM214 124H216V122L214 123ZM2 125V127H3V125L5 126V124H1ZM10 125V126H9ZM21 125V126H20ZM25 125V124H24ZM31 126H32V124H30ZM29 125V126H30ZM45 125V124H44ZM61 125H62V123H61ZM76 125H77V123H76ZM75 125V126H76ZM79 126H80V124H78ZM94 125V126H93ZM180 125L178 126V128H181L180 127ZM28 126V127H29ZM30 126V127H31ZM37 126V125H36ZM36 126H33V127H36ZM71 126V125H70ZM156 126H158V124H156ZM155 126V127H156ZM164 126H166V125H164ZM174 127V129H173V127ZM1 127V126H0ZM18 127H20L19 129H18ZM43 127H45V126H43ZM54 127V126H53ZM59 127H60V125H59ZM84 127V126H83ZM5 128V129H6ZM11 128V129H12ZM37 128H38V126H37ZM58 128V127H57ZM81 128V127H80ZM145 128H147V129H145ZM159 128H161V127H159ZM25 129H27V128H25ZM34 129V128H33ZM40 129V128H39ZM59 129V128H58ZM83 129V128H82ZM90 129V128H89ZM92 129V128H91ZM90 129V130H91ZM95 129V130H94ZM150 129H151V127H150ZM156 130H157V128H155ZM1 130V129H0ZM3 130V129H2ZM10 130V129H9ZM8 130V131H9ZM24 130V129H23ZM37 130V129H36ZM36 130H34V131H36ZM66 130H71V127H69V129H65V134H63V135H66V133H67V131ZM149 130V129H148ZM154 130V129H153ZM152 130V131H153ZM180 131L182 130V129H179ZM179 130H178V132H179ZM13 131V130H12ZM26 131V130H25ZM24 131V132H25ZM27 131H29L28 129H27ZM33 131V134L32 135H38V133L40 134L41 132H39V130L38 131H36V132H38L37 134H35V132ZM42 131V130H41ZM63 131V130H62ZM79 131V130H78ZM89 131V130H88ZM93 131H91V132H93ZM158 131V130H157ZM161 131H163V130H161ZM177 131V130H176ZM176 131H173V135L174 134H179L178 132H176ZM32 132V131H31ZM64 132H61V133H64ZM74 132V131H73ZM166 132H168V131H166ZM175 132V133H174ZM182 132V131H181ZM143 133H144V131H143ZM148 134L149 133H152L151 131L150 132H147ZM146 133V134H147ZM165 133V132H164ZM42 134V133H41ZM75 134H77L76 132H75ZM171 134V135H172ZM28 135V134H27ZM62 135V134H61ZM63 135H62V137H63ZM139 135H141V134H139ZM173 135H172V137H173ZM180 136H181V133L179 134ZM178 135V136H179ZM5 136V138H3ZM23 136H25V135H23ZM29 136H30V132H29ZM33 136V137H34ZM67 136V135H66ZM71 136V135H70ZM182 136V140H183V137ZM43 137V136H42ZM48 137V136H47ZM61 137V138H62ZM164 137V136H163ZM168 137H169V134H168ZM167 136H166V138H168ZM174 137H175V135H174ZM9 138H8V140H9ZM30 138V137H29ZM35 138H36V136H35ZM43 138H45V137H43ZM60 138V139H61ZM72 138V137H71ZM71 138H69L68 137V139H71ZM19 139H22V141L21 140H19ZM19 141H21V143H20V145L22 144L23 145V148H25L24 147V142H23V139H25V138H22V136L21 137H19ZM31 139H32V137H31ZM38 139V138H37ZM42 139V138H41ZM46 139V138H45ZM64 139H66V138H64ZM83 139V138H82ZM90 139H93L91 142H90ZM96 139V140H95ZM134 139H145V140H140V141H137V140H134ZM150 139H151V141H150ZM171 140V139H173V138H168V140ZM203 139V140H202ZM234 139H242V141H238L239 143L237 144V141L235 142V140ZM44 140V139H43ZM54 140V139H53ZM61 140H63V139H61ZM73 141H74V139H72ZM89 140V141H88ZM163 140H165V139H163ZM174 140V139H173ZM10 141V140H9ZM9 141H8V143H9ZM27 141H28V139H27ZM26 141V142H27ZM31 141V140H30ZM45 141V140H44ZM46 141H48L47 139H46ZM64 141V140H63ZM63 141H61V143L63 142ZM65 141H67V140H65ZM70 141V140H69ZM68 141V142H69ZM161 141V140H160ZM185 141H183V142H185ZM190 141V140H189ZM199 141V140H198ZM208 141V140H207ZM25 142V143H26ZM29 142V141H28ZM27 142V143H28ZM76 142V141H75ZM82 142V141H81ZM153 142V143H152ZM180 142V141H179ZM187 142V141H186ZM185 142V143H186ZM192 142H194V141H192ZM10 143H12V142H10ZM41 143H42V141H41ZM48 143V142H47ZM63 143H65V142H63ZM72 143V142H71ZM70 143V144H71ZM164 143V142H163ZM177 143V142H176ZM184 143V144H185ZM233 143V144H232ZM60 144V143H59ZM58 144V146H60ZM77 144V143H76ZM166 144H167V142H166ZM171 144V143H170ZM169 144V145H170ZM172 144H173V142H172ZM171 144V145H172ZM179 144H181V143H179ZM179 144H178V146H179ZM193 144V143H192ZM210 144V145H209ZM235 144V145H234ZM9 145V144H8ZM11 145H13V144H10V146ZM21 145V146H22ZM26 145H28V144H25V146ZM45 145L46 144H44V147H45ZM64 145V144H63ZM62 144H61V146H63ZM72 145V144H71ZM154 145V146H153ZM165 145V144H164ZM183 145V144H182ZM186 145H187V143H186ZM200 145V148H201V146H202V144H199ZM198 145V146H199ZM207 145H209V146H207ZM2 146V145H1ZM29 146V145H28ZM28 146H26V147H28ZM60 146V147H61ZM67 146V145H66ZM66 146L64 145V148H66ZM81 146H82V144H81ZM148 146H151V147H153L152 149L154 150V151H150V153H149V151H148ZM155 146V147H156ZM184 146V145H183ZM4 147V146H3ZM30 147H32V146H30ZM30 147H28V148H30ZM68 147V148H69ZM161 147H163V146H161ZM168 147H170L169 149L171 150V148L172 147H174V146H168ZM1 148V147H0ZM34 148V147H33ZM49 148H51V147H49ZM77 148V147H76ZM164 148V147H163ZM166 148V147H165ZM175 148V147H174ZM226 149L225 151H223V149ZM4 149V148H3ZM32 149V148H31ZM30 149V150H31ZM59 149V148H58ZM180 149V148H179ZM203 149H206V148H203ZM25 150V149H24ZM163 150V149H162ZM166 150V149H165ZM184 150H185V152H184ZM19 151V150H18ZM28 151H29V149H28ZM36 151H37V149H36ZM48 151V150H47ZM143 152V153H141V152ZM12 152V151H11ZM30 152H32V153H34L33 152V150L32 151H30ZM72 152V153H71ZM113 152H114V154H113ZM138 152H140L141 154H143L142 155V157H139L138 158V160H136L137 158H135V156H137V155H139L140 156V154H138ZM184 152V153H183ZM202 152H203V154H202ZM19 153V152H18ZM31 153V154H32ZM47 153V152H46ZM74 153V154H73ZM79 153V154H78ZM137 155H136V154ZM159 153H161V150H160V152ZM166 153H169V152H166ZM2 154H4L3 153V151H2V153H1V156H2ZM6 154V153H5ZM5 154H4V156H5ZM36 154H39V153H36ZM35 154V155H36ZM40 154H41V152H40ZM39 154V156L38 157H41V155ZM78 154V155H77ZM114 156H113V155ZM19 155V154H18ZM17 155V156H18ZM25 156H26V152H25V154H24ZM28 155V154H27ZM34 155V154H33ZM133 155H135L134 157H132ZM161 155H162V153H161ZM164 155H165V153H164ZM163 155V156H164ZM0 156V157H1ZM14 156V155H13ZM16 156V157H17ZM43 156V155H42ZM75 156V155H74ZM75 156V157H76ZM83 156H81V157H83ZM166 156H168V155H166ZM10 157V156H9ZM15 157V160L18 158H16ZM2 158V157H1ZM8 158V157H7ZM22 158V157H21ZM25 158V157H24ZM131 158H134V160H135V162L134 161H132L131 160ZM158 158V159H157ZM262 158V159H263ZM40 159V158H39ZM39 159H37L36 160V158H35V162H37ZM141 159V160H140ZM173 159L175 160L176 158L175 157H173ZM262 159H261V161H262ZM7 160V159H6ZM20 160V159H19ZM77 160V159H76ZM140 160V161H139ZM151 160L149 161V162H151ZM174 160L172 161V162H174ZM8 161V160H7ZM18 161V160H17ZM44 161V160H43ZM72 163H71V162ZM130 161V162H129ZM138 161V162H137ZM156 161V162H155ZM162 161V160H161ZM0 162H1V160H0ZM45 162V161H44ZM84 162V163H85ZM132 162H134V163H132ZM148 162V163H149ZM264 162V161H263ZM1 163H3V162H1ZM1 163H0V165H1ZM6 163V162H5ZM18 163V162H17ZM16 163V164H17ZM258 163H259V161H258ZM22 164V163H21ZM26 165V166H29V165ZM82 164V163H81ZM80 163L78 164L79 166L81 165ZM138 164V165H137ZM166 165H170L171 164V162L168 160V161H166V163H165ZM206 164H208V165H206ZM256 164V165H255ZM262 164V163H261ZM23 165V167L25 166V164H22ZM147 165H149V164H147ZM159 166V164H156V165H152V166ZM206 165V166H205ZM3 166V165H2ZM16 166V165H15ZM26 166H25V168H26ZM35 166H37V168H35ZM64 166H66L65 164H64ZM77 166V165H76ZM79 166H77V167H79ZM158 166H157V168H158ZM10 167V166H9ZM31 167H29L30 169H25V168H22L23 170H25V172H26V170H30L29 172L30 173H28L27 174V176H29V178L30 177H32V175H30L31 174ZM43 167V166H42ZM59 167H58V169H59ZM62 167V168H61ZM74 167V168H73ZM83 168L84 169V167H83V164L80 166V168ZM161 167H159V168H161ZM14 168V167H13ZM17 168H18V166H17ZM28 168V167H27ZM44 168H46V167H44ZM67 168V167H66ZM78 168V170L79 171H83V169L81 168ZM261 168H260V170H261ZM1 169H2V167H1ZM57 169V170H58ZM3 170H6L5 168H3L2 169V171ZM8 170V169H7ZM18 171H19V169H17ZM20 170H21V167H20ZM64 170V169H63ZM177 170H179L180 172H176ZM257 171H258V169H256ZM9 171V170H8ZM22 171V170H21ZM20 171V172H21ZM37 171V172H36ZM65 171H66V169H65ZM78 171V172H79ZM14 172V171H13ZM12 172V173H13ZM20 172H17V173H19L20 174ZM25 172H23V174L25 173ZM57 172V171H56ZM75 172V171H74ZM77 172V171H76ZM75 172V173H76ZM146 172H149V170H146ZM170 172H168V174L170 173ZM173 172V171H172ZM16 173V174H17ZM35 173H34V170H33V173L32 174H34L35 175ZM85 173V172H84ZM84 173H82V175H84ZM152 173V175L150 176V174ZM3 174V173H2ZM11 174V173H10ZM22 174V176H24L25 177V175H23ZM63 174H66V173H63ZM80 174V173H79ZM148 174V173H147ZM147 174H145L146 176H147ZM153 174H154V171L153 172H151L150 171V173L148 174L149 175V177H153ZM180 174H179V176H180ZM190 174H188V176L190 175ZM258 174V175H257ZM252 175H254V176H252ZM257 175V176H256ZM18 176V175H17ZM16 176V177H17ZM19 176H21V175H19ZM27 176H26V178H27ZM75 176V175H74ZM156 175L154 174V177H153V179L154 178H157V176L155 177ZM198 176V177H199ZM4 177H6L5 175H4ZM24 177H23V179H24ZM85 177V176H84ZM110 177V178H109ZM149 177H147L148 179L147 180H149L150 178ZM190 177V176H189ZM190 177V179L192 180V179H197V177H195V175H194V177L195 178H191ZM253 177H256V181L254 180V182H253ZM18 178V177H17ZM17 178H16V180H17ZM33 179H35L36 177H32ZM62 178H64V177H62ZM257 178H258V180H257ZM10 179V178H9ZM67 179V180H66ZM152 179V178H151ZM150 179V180H151ZM151 180L153 183L152 184H154V181L156 180V179H154V180ZM158 179V178H157ZM167 178H165L164 180H166ZM200 179V180H201ZM261 180H262V178H260ZM11 180V179H10ZM9 180V181H10ZM58 180V181H57ZM74 180V179H73ZM77 180V179H76ZM146 180V181H147ZM159 180V179H158ZM164 180H162V181H164ZM168 180V179H167ZM176 179H174V180H172L171 179V181H175ZM183 179H181V182H183L182 181ZM199 180V181H200ZM4 182L5 181H7V180H3ZM13 181V180H12ZM15 181V180H14ZM19 181H21V179H19ZM18 181V182H19ZM31 181V180H30ZM64 181V182H65ZM151 181H149V182H151ZM179 181V180H178ZM195 181V180H194ZM196 181H198V180H196ZM199 181H198V183H199ZM262 181H264V179L262 180ZM3 182V185L4 186H6V183H4ZM67 182H65V184L67 183ZM75 182V181H74ZM73 182V184H69V185H75V183ZM77 182V181H76ZM156 182V181H155ZM159 182H161V181H159ZM166 182H169V180L168 181H166ZM165 182V183H166ZM181 182H180V184H181ZM2 183V182H1ZM7 183H12V182H7ZM15 184H16V181L14 182ZM46 183H49L50 185H46L45 186V184ZM54 183V184H53ZM59 183H57V185L56 186H63L61 183V185L59 184ZM68 183H67V185H68ZM104 183V182H103ZM163 182H161V184H162ZM175 183V182H174ZM226 183V186H224V184ZM254 183V184H253ZM33 184H31V185H33ZM43 184H44V186H43ZM59 184V185H58ZM183 184V183H182ZM2 184H0V187L2 188L3 186H1ZM11 185V184H10ZM30 185V184H29ZM155 185H156V183H155ZM155 185H153L154 187H155ZM9 185H7L6 187H8ZM12 186V185H11ZM66 186V185H65ZM106 186H108V187H106ZM137 186H139V187H137ZM145 186V185H144ZM153 186H151V188L153 187ZM253 186H255L254 187V189L256 188V189H260L259 191H261L259 194H261V195H259V194H254V189H252L253 188ZM25 189H31V188H33V186L32 187H28V186H26V185H24L23 186ZM43 187V188H42ZM49 187H46V189L48 188V189H50ZM55 187V186H54ZM54 187H52V189L54 188ZM71 187H73V186H71ZM70 187V188H71ZM148 187V186H147ZM153 187V188H154ZM36 188V190H38ZM55 188H57V187H55ZM61 188V187H60ZM65 188V187H64ZM74 189L76 188V187H73ZM96 188V187H95ZM150 188V187H149ZM3 189V188H2ZM34 189V188H33ZM57 189H59V188H57ZM139 189V190H138ZM35 190V191H36ZM51 190V189H50ZM65 190H66V192L68 193L69 191H67V189L65 188ZM137 190V191H136ZM144 190H145V188H144ZM144 190H141L142 192H146V191H144ZM170 190V189H169ZM5 191V190H4ZM29 191V190H28ZM27 191V192H28ZM47 191V190H46ZM59 193L58 194H60V198H62L61 200H63V195H61V194H63V193H61L59 190H57ZM153 191V190H152ZM188 191H190V189L189 190H187V192ZM7 192V191H6ZM23 192V191H22ZM26 192V191H25ZM45 192V191H44ZM51 192V191H50ZM191 192V191H190ZM194 192V191H193ZM2 193V192H1ZM34 193V192H33ZM42 193V192H41ZM40 193V194H41ZM45 193H47V192H45ZM45 193L43 194V196H45ZM48 193H49V191H48ZM67 193L65 194V195H67ZM141 193V192H140ZM166 195H164V194ZM189 193V192H188ZM195 193V192H194ZM193 193V198H194V195L195 194H197V193H195L194 194ZM10 194V193H9ZM23 194V193H22ZM27 194V193H26ZM38 194V193H37ZM50 194V193H49ZM51 194H52V192H51ZM54 194H55V191H54ZM57 194V193H56ZM55 194V195H56ZM147 194V193H146ZM146 194H144V195H146ZM179 194H180V196L182 197H180L179 196ZM190 194V193H189ZM191 194H192V192H191ZM190 194V195H191ZM11 195V194H10ZM13 195V194H12ZM16 195V194H15ZM33 195V194H32ZM47 195V194H46ZM68 195H69V193H68ZM67 195V196H68ZM71 196H72V194H70ZM96 195V194H95ZM148 195V194H147ZM177 195V196H176ZM259 196V198H257L258 196ZM38 196V195H37ZM42 196V195H41ZM71 196H70V198H71ZM168 196V197H167ZM183 200V203H181V201L182 200H180V198ZM187 196H189L188 194H187ZM257 196V197H256ZM1 197H3V196H1ZM22 197V196H21ZM32 197V196H31ZM40 197V196H39ZM45 197H48V196H45ZM50 197V196H49ZM69 197V196H68ZM67 197V198H68ZM98 197V196H97ZM9 198V197H8ZM34 198V197H33ZM33 198H31V200L33 199ZM41 198V197H40ZM84 198V197H83ZM130 198H132V195H131V197ZM142 198V197H141ZM147 198V199H148ZM154 198V199H153ZM257 198V200L259 199L260 200V206H256V205H254V208H253V205H251L249 202H250V200H252V199H256ZM17 199V198H16ZM15 199V201H17ZM39 199V198H38ZM42 199V198H41ZM45 198L43 197V199L42 200H44ZM48 199H50V198H48ZM54 199V198H53ZM58 199V198H57ZM73 199H74V197H73ZM101 199V198H100ZM9 200V199H8ZM37 200V199H36ZM42 200H39L40 202L42 201ZM52 199H50L49 201H51ZM69 200V199H68ZM14 201V202H15ZM34 201H35V199H34ZM47 201V199L45 200V202ZM55 201V200H54ZM71 201V200H70ZM75 200H73V202H74ZM101 201V200H100ZM146 201V200H145ZM143 202L142 203V205L144 204V203H146V202ZM2 202V201H1ZM6 202H8L7 204H9V201H6ZM11 202V201H10ZM19 202V201H18ZM33 202V201H32ZM36 203H40V202H37V201H35ZM34 202V203H35ZM43 203H44V201H42ZM72 202V201H71ZM102 202V201H101ZM185 202V203H184ZM16 203V202H15ZM14 203V204H15ZM20 203H22V202H20ZM35 203V204H36ZM51 203V202H50ZM54 203V202H53ZM58 203V202H57ZM75 203V202H74ZM77 204H79V203H81L80 204V206L82 205V202H76ZM97 203V202H96ZM130 203V204H131ZM152 203V204H153ZM6 204V205H7ZM13 201H12V203H10V205H7V207L8 206H10V208H9V210L8 211H6V212H1L3 215H4V217H5V214H6V217L5 218H7V215H10V216H14V218H16L17 219V221H19V223H20V225L18 226V222H17V225H16V227H18V228H21L22 230L20 231L18 228H15V232L17 231V232H19V233H21L22 235L21 236H23V237H25V238H23V237H21L20 236V234L19 233H17L16 232V234H15V236L17 235H19L20 237V239H24V243H30V242H34L35 241V237L36 236H38V238L39 237H41V238H39V241H40V243L43 245V244H45V245H43L44 247H46L44 250H48V252H44V255H45V253L47 254H50L51 255V251H53V253L52 254H54L55 255V257H57V256H59L60 255V253H61V251H60V253H58V247L56 246L57 245V242H62L63 240L65 241H67L68 239V241L66 242V245L68 244V245H75L76 247L74 248L73 247V245H72V247H73V249L72 250H74V251H72V252H75V254H76V252L78 253V255H80V251H81V255L79 256V258L80 257H82V256H84L83 254H82V252H85V249H87L86 251H91L90 252V254L93 252V254L95 253V249H97V248H93V251L92 250H90L89 248H91L92 249V247H94L93 245L95 244V243H93L94 241L92 240L93 238H95V237H93V236H91V240L92 241H90L89 239H90V236H88V234L89 235H91L92 233L91 232H93V233H95V234H98V237H97V239L99 240V245H100V247H101V249L103 250V246H101L102 244H100L101 243V241H100V238H101V236L99 235V234H101L102 233V230L104 229H100L99 227H101L100 226V224H99V227H97V225H98V223H100V221L98 222V220H97V222H95V224H96V227L98 228V229H100L99 230V232H98V229L95 227V229L93 228V227H89L90 229H88L87 228V226L85 227L86 228V231L84 230V227H79V228H75L74 229V237H73V239H76V240H78V242H80V240L79 239H82L83 238V241H84V245L85 246H87V247H85V246H83V244L80 242V244L78 243V246H77V243L76 242H74L72 239H70V236H71V234L68 232V233H66V235L64 234L63 236L64 237H62V235H59L58 234V231H59V228L60 227H62L61 226V223H62V221H64L65 220V222L67 221V219H59L60 217V215L58 216V217H56V216H54V215H52V214H50V215H48V216H45L46 215V213H45V215L42 213V215L39 213V215L40 216H38L37 215V213L36 214H34V212H33V208L31 207V206H29L28 208L27 207H25L24 205H22V206H17L16 204V206L13 204ZM76 204V205H77ZM155 204H157V203H154L153 204V206L155 205ZM250 204V205H249ZM38 205V204H37ZM45 205V204H44ZM56 205V204H55ZM61 205H63L62 204V202H61ZM65 205V204H64ZM134 205V206H135ZM149 205V204H148ZM15 206V207H14ZM40 206V205H39ZM49 206V205H48ZM79 206V205H78ZM97 206V205H96ZM130 206V207H129ZM144 206V205H143ZM252 206V207H251ZM263 206V205H262ZM3 207V206H2ZM33 207H35V206H33ZM41 207H42V205H41ZM47 207V206H46ZM51 207V206H50ZM54 207V206H53ZM156 207V206H155ZM255 207H258V208H255ZM42 208H44V207H42ZM48 208V207H47ZM133 209H135L134 207H132ZM144 209H145V207H143ZM38 209H40V208H38ZM37 209V210H38ZM45 209V208H44ZM43 209V210H44ZM73 209V208H72ZM70 209L71 211H72V213H73V211H75V210H77V209ZM164 209V208H163ZM262 209H264V208H262ZM2 210V209H1ZM0 210V211H1ZM32 210V211H31ZM42 210V209H41ZM48 210V209H47ZM87 210V209H86ZM176 210H177V212H176ZM187 210V211H186ZM38 211H40V210H38ZM49 211V210H48ZM51 211V210H50ZM54 211H56V210H54ZM53 211V212H54ZM58 211V210H57ZM78 211V210H77ZM95 211H97V210H95ZM167 211V212H166ZM185 211H186V213H187V215H185L184 213H185ZM62 212V211H61ZM65 212V211H64ZM81 212V215H82V212L83 211H80ZM86 212V211H85ZM91 212V211H90ZM101 212V211H100ZM132 212V213H131ZM139 212V211H138ZM137 212V213H138ZM141 212V211H140ZM139 212V213H140ZM188 212H189V214H188ZM59 213V212H58ZM84 213V212H83ZM87 213H88V211H87ZM86 213V214H87ZM102 213V212H101ZM100 213V214H101ZM138 213V214H139ZM165 213V214H164ZM176 213V214H175ZM57 214V213H56ZM61 214V213H60ZM62 214H64V217H66L67 216V214H66V216H65V213H63L62 212ZM80 214V213H79ZM1 215V214H0ZM83 215H85V214H83ZM90 215H91V217H92V215L94 216V214H93V212H92V214H89V216H87V217H85L84 219H88L87 221H89V223L90 222H92V221H90L91 219H89L88 217H90ZM97 215V214H96ZM96 215H95V217H96ZM140 215H141V213H140ZM144 216L145 215H147V214H143ZM174 216L173 217V219H176V220H178V218H179V216H181L180 218H182L183 219V217L182 216H186L185 218H188L187 220H186V222H185V224L183 223L184 221H185V219H184V221H182V224L180 225V228H182L183 226L182 225H184V227L180 230V228H178L180 231H177V233H175V230H178V229H172V228H174V227H172L171 228V226H173L171 223H169L170 221H168L167 220V216ZM189 215V216H190ZM38 216V217H37ZM50 216H51V218H50ZM74 216H75V214H74ZM137 216V217H136ZM4 217H2L1 216V220L4 218ZM55 217V218H54ZM82 217V216H81ZM95 217H94V221L97 219H95ZM145 217H147V216H145ZM164 217V219H166L167 221L164 223V224H167V225H169V226H167L166 225V227L164 228L163 226H164V224H162L163 222V220H161L162 218ZM5 218H4V220H2L3 222L4 221H6L5 220ZM26 218H27V220H26ZM39 218V219H38ZM62 218V217H61ZM67 218H68V216H67ZM79 218H80V216L77 218L78 220H79ZM81 219V218H80ZM108 219H107V221H108ZM151 219V220H150ZM170 219V218H169ZM181 219V220H182ZM199 219H200V221H199ZM0 220V221H1ZM13 220V219H12ZM68 220H69V218H68ZM161 220V222H159ZM197 220L199 221V224H200V226H198V222H197ZM7 221H9L8 219H7ZM143 221V220H142ZM70 222V221H69ZM82 222H85L83 219H82ZM144 222V221H143ZM168 222V223H167ZM173 222V221H172ZM174 222H176V221H174ZM16 223V222H15ZM14 223V224H15ZM123 224V226H124V228H125V226H126V224ZM137 223V224H136ZM177 223V222H176ZM179 224L181 223V221H179L178 222ZM188 223V224H187ZM1 224V223H0ZM68 224V223H67ZM71 224V223H70ZM94 224V223H93ZM109 224V223H108ZM122 224V223H121ZM121 224H119V225H121ZM162 224V225H161ZM171 224V225H170ZM187 224V225H186ZM262 224V225H261ZM13 225V224H12ZM12 225H9V226H5V227H8V229H10L9 227H12ZM86 225V224H85ZM84 225V226H85ZM88 225V224H87ZM90 225V224H89ZM92 225V224H91ZM143 225V224H142ZM174 225H176L175 223H174ZM178 225V224H177ZM15 226V225H14ZM53 226H54V230L57 232V233H55L54 231H53ZM67 226V225H66ZM82 226V225H81ZM111 226V225H110ZM122 226V225H121ZM160 226H162V228L163 229H161L160 230ZM182 226V227H181ZM5 227H3L1 230H2V234H4L3 236H1L0 235V242H1V239L2 238H6V239H8V237L10 236L9 234V236L7 237H5V234H7L6 232L5 233H3V230L5 229V231H7L8 229H6ZM114 227V226H113ZM134 227V226H133ZM195 227V228H196ZM67 228V227H66ZM93 228V229H92ZM118 228V227H117ZM121 228H123V227H121ZM124 228H123V231H124ZM130 228V227H129ZM189 228V229H188ZM12 230L11 231H13V227L11 228ZM64 230V232H65V228H63ZM114 229H116V228H114ZM114 229L112 230V231H114ZM126 229H127V226H126ZM132 229V228H131ZM131 229H130V234H131V232H133V231H131ZM19 230V231H18ZM62 230V229H61ZM90 230V231H89ZM93 230V231H92ZM143 230V229H142ZM195 230V229H194ZM198 231H199V229H197ZM9 231V230H8ZM66 231H67V229H66ZM122 231V232H123ZM135 231H137L136 229H135ZM141 231V230H140ZM196 231V230H195ZM201 231H199V233L198 234H200V232ZM88 232V233H87ZM106 234L108 233V232H106V231H104ZM116 232V231H115ZM143 232V231H142ZM145 232H143V233H141V234H144ZM202 232V233H203ZM91 233V234H90ZM110 233V232H109ZM197 233V232H196ZM201 233V234H202ZM10 234H11V232H10ZM62 234H63V232H62ZM69 234V235H68ZM85 234L88 236L87 238H86V236H85ZM111 234V233H110ZM118 234H119V232H118ZM141 234L140 235H137L138 237H139V241H141V243L142 244H140V242H138L137 241V243L139 244V245H143V242H142V240H140V239H144L146 236H144V238L142 237H140L141 236ZM175 234H176V236H175ZM178 234V235H177ZM183 234H180V237L183 235ZM198 234L196 235V238H197V236H198ZM200 234V237L203 235H201ZM13 235V234H12ZM11 235V236H12ZM55 235H57V236H55ZM92 235H94V234H92ZM117 235V234H116ZM145 235V234H144ZM155 235V234H154ZM160 235V236H161ZM14 236V237H15ZM17 236H16V239L18 240V238H17ZM97 236V235H96ZM120 236V235H119ZM125 235H123V239H125V237H124ZM13 236H12V238H13V241L15 242V238H14ZM100 237V238H99ZM118 237V236H117ZM122 237V236H121ZM120 237V238H121ZM135 237H136V235H135ZM185 237V236H184ZM202 237H204V236H202ZM28 238H30V239H28ZM46 240H44V239ZM109 238V237H108ZM128 238V237H127ZM150 238H152V237H150ZM182 238V237H181ZM195 238V239H196ZM199 238V237H198ZM6 239H4V240H6ZM11 239V237L9 238V241H6L7 243L9 242V243H11L12 241V239ZM22 239V240H23ZM32 239V240H31ZM84 239H87V242H85V240ZM96 239V238H95ZM96 239V240H97ZM114 239V238H113ZM130 239V238H129ZM128 239V240H129ZM137 239V238H136ZM153 239V238H152ZM155 239V238H154ZM200 239V238H199ZM198 239V240H199ZM16 240V241H17ZM26 240H28V241H30V242H28V241H26ZM43 240V242H41ZM89 240V241H88ZM97 240V241H98ZM197 240V241H198ZM2 241H3V239H2ZM45 241V242H44ZM69 241H71V243L69 242ZM74 243H73V242ZM135 241V240H134ZM154 241V240H153ZM159 241V240H158ZM157 241V242H158ZM185 241H187L186 243L188 244V246H187V244H184L185 243ZM191 241H193L192 239H191ZM200 241V240H199ZM6 242H4V243H6ZM19 242V241H18ZM32 242V243H33ZM49 242V243H48ZM52 242H53V244H52ZM54 242H56L55 244H54ZM91 242V243H90ZM1 243H3V242H1ZM7 243H6V245L5 246H8L7 245ZM8 243V244H9ZM32 243L30 244V246L32 245ZM48 243V244H47ZM76 243V244H75ZM93 243V244H92ZM98 243H97V246H98ZM133 243V242H132ZM136 243V242H135ZM136 243V244H137ZM145 243V242H144ZM159 243V242H158ZM169 243V242H168ZM194 243H196V244H194ZM35 245L37 244V243H34ZM33 244V246L35 247V245ZM49 244H51V245H49ZM91 244V245H90ZM134 244V243H133ZM137 244V245H138ZM150 244H152L151 242H150ZM154 244V243H153ZM156 244V243H155ZM163 244H165V243H163ZM162 244V245H163ZM171 244V243H170ZM0 245H2V244H0ZM13 245H15V243H13ZM25 245H27V244H25ZM41 245V246H42ZM79 245H82L81 247H84L85 249L84 250H82L83 248H81ZM91 247H90V246ZM108 245V244H107ZM110 245V244H109ZM137 245H136V247H137ZM138 245V246H139ZM146 245V244H145ZM3 246V245H2ZM5 246H3V247H5ZM9 246H10V244H9ZM12 246V245H11ZM29 246V245H28ZM49 246H51V247H49ZM53 246H54V248H56L57 250V252L55 251V249L53 248ZM96 246V245H95ZM96 246V247H97ZM111 246H113L112 244H111ZM120 246H122V245H120ZM159 246H160V244H159ZM166 246H168V245H166ZM32 247V246H31ZM33 247V248H34ZM78 247H79V249H78ZM99 246H98V249L100 248ZM147 247V246H146ZM36 248V247H35ZM38 248V247H37ZM42 248V247H41ZM53 249V250H50V249ZM59 248H60V246H59ZM111 248V249H110ZM116 249H115V252H116V250H117V247H115ZM43 249V248H42ZM97 249V250H98ZM101 249H99V251H98V253L100 252V251H102ZM107 249V248H106ZM108 249H110V251H112V247H108ZM107 249V250H108ZM113 249H114V246H113ZM122 249V248H121ZM120 249V250H121ZM124 249V248H123ZM123 249H122V251H123ZM125 249H127V248H125ZM148 249V248H147ZM147 249H146V251H147ZM154 249H157V248H154ZM163 249H164V246H163ZM31 250V249H30ZM34 250V249H33ZM35 250H37V249H35ZM49 250H50V252H49ZM60 250V249H59ZM76 250V251H75ZM139 250V249H138ZM161 250V249H160ZM159 250V251H160ZM13 251V250H12ZM15 251H17V250H15ZM15 251H13V252H8V253H6V252H4V253H6V255H8V254H10V255H8V257L4 254V255H0V264H25V261L24 260H19L18 259V257L19 256H21V255H19L18 257H17V253L19 254V250L17 251V252H15ZM39 251V250H38ZM67 251V250H66ZM104 251V250H103ZM109 251V250H108ZM158 251V250H157ZM33 252V251H32ZM55 252V253H54ZM118 252V251H117ZM117 252L116 253H114L115 254V256H117ZM124 252H125V250H124ZM194 252H196V254H197V256L196 257H194ZM42 254H43V252H41ZM56 253L57 254H59V255H57L56 256ZM112 253V254H113ZM143 254H144V252H142ZM146 253V252H145ZM3 254V253H2ZM47 254V255H48ZM63 254H64V252H63ZM74 254V253H73ZM74 254V255H75ZM93 254H91L90 256H91V258H90V256L89 257H86V256H84L86 259H84L83 257L81 258V259H83V260H86L87 262L89 261L90 262V260L91 259H93L94 257L92 256ZM96 254V253H95ZM101 254V255H100ZM100 254H99V256H103L104 258L103 259H105V260H107L105 257H107L108 258V262L110 261V259H109V256H106V254L104 253V255L102 254V252H100ZM120 254V253H119ZM123 254H125V253H123ZM141 254V253H140ZM157 254H159L158 256H157ZM54 255H52V256H54ZM85 255H86V252H85ZM108 255V254H107ZM142 255V254H141ZM146 255V254H145ZM164 255V254H163ZM208 255V256H207ZM61 256V258H64V257H62V255H60ZM66 256V255H65ZM95 256V255H94ZM121 256H123V255H121ZM126 258L128 257H130V256H127V255H124ZM123 256V257H124ZM137 256V255H136ZM143 256V255H142ZM147 256H149L148 258L150 259V258H152L151 257V255H150V252H149V254H148V251H147ZM154 256V258H156ZM210 256V257H209ZM13 257H17V259L18 260H15ZM30 257V256H29ZM34 257V256H33ZM112 257V256H111ZM122 257V260L123 261H128V259H124ZM144 257V256H143ZM142 257V258H143ZM209 257V258H208ZM23 258V257H22ZM38 258H40L39 256L36 258V259H38ZM44 258V257H43ZM53 258V257H52ZM60 258V257H59ZM68 258V257H67ZM66 258V259H67ZM115 258V257H114ZM138 258V257H137ZM208 258V259H207ZM34 259H35V257H34ZM33 259V260H34ZM75 259V258H74ZM73 259V260H74ZM81 259H76V260H72L73 262L72 263H78V261H79V263H81V264H87L86 262L85 263H83V262H81ZM88 259V260H87ZM145 259H146V256H145ZM157 260H158V258H156ZM47 260V259H46ZM78 260V261H77ZM93 260H96L95 258L93 259ZM93 260H92V262H90L91 264L93 263ZM101 261H102V259H100ZM103 261L104 262V264H107L108 262L107 261ZM121 260V259H120ZM119 259H118V261H120ZM40 261V260H39ZM39 261H37L38 262V264H39ZM54 261V260H53ZM97 261H98V259H97ZM97 261H94V264L96 263V264H99V263H97ZM117 261V262H118ZM122 261V262H123ZM142 261V260H141ZM140 261V262H141ZM41 262H44V261H41ZM47 262V261H46ZM57 262V261H56ZM59 262V261H58ZM58 262L56 263V264H58ZM60 262H62V261H60ZM64 262V261H63ZM62 262V263H63ZM102 262V263H103ZM105 262H107V263H105ZM115 262V261H114ZM117 262H115L114 264H118ZM128 262H130V261H128ZM136 262H138V261H136ZM145 262H146V260H145ZM150 262V260L148 261V263ZM207 262V261H206ZM209 262V261H208ZM207 262V263H208ZM45 263V262H44ZM70 263H71V260H70ZM89 263V264H90ZM133 263V262H132ZM142 263V262H141ZM143 263H144V261H143ZM27 264V263H26ZM63 264H66V262L65 263H63ZM125 264V263H124ZM127 264H129V263H127ZM144 264H146V263H144ZM157 264H159V263H157Z\"/></svg>",
  "mask_w": 264,
  "mask_h": 264
},
{
  "label": "rangeland",
  "instance_id": "rangeland-1",
  "mask_svg": "<svg viewBox=\"0 0 264 264\" xmlns=\"http://www.w3.org/2000/svg\"><path fill=\"white\" fill-rule=\"evenodd\" d=\"M49 1V0H48ZM74 0H71V1H67V0H60V1H58L57 3H53L54 4V6H53V4L51 5V7L50 6H48V7H50V9H48V7H46L47 6V4H48V2H47V0H45V2H44V0H0V20H1V23H0V25H2L3 27H1L0 26V64L2 63V66L0 65V70H2V71H5V72H7V70H9V66H11V69H13L14 70V72H13V70H12V72H11V75H13L15 72H16V75L14 74L13 76H11L10 74V76L12 77V79L14 80V82L15 83H19L20 81L19 80H21V82H20V87H22V89L21 88H19L18 86H17V89H15L14 87H16L15 86V83H13V80H12V83L14 84H11L10 86H11V89H10V87H9V89L10 90H12L13 88L15 89L14 91H18L19 89L22 91L23 90V92H18L19 94L18 95H20V96H22V98L19 96V98H20V101L22 102H20L19 100L17 101V100H15L16 98L18 99V95H17V93H15V96H14V99H11L10 98V95L9 94H11V92L9 93V91H8V89H6L4 86H5V84L7 85V88H8V86H9V84L10 83H7L8 82V80H6L4 77H6V75H4L3 73H5V72H2V76H1V80H0V85H2V87H4V89L2 88H0L1 89V91L2 90H5V93H3L2 92V95L4 96V98L3 97H1L2 95H0V98H2L3 100H5L6 98L8 99L7 101H9V98L13 101V100H15V101H17L16 103H12L11 101H9L10 103V105L8 104V102H7V104H5L6 103V101H4V103H2L3 102V100H2V102H0V110L1 111H3V112H0L1 114H0V116L2 115V116H5V117H3V118H5L4 120H2L3 118H2V116L0 117V132H2L1 133V135L3 136V135H7V133L6 132H8V134H9V132H13L14 133V129L13 128H15V126H16V128L15 129H17V123H19V124H23L22 126H21V128L23 127V126H26V125H28L29 123L30 124H32V126L30 127L29 125V127L28 126H26L25 128H27L29 131H27V129H25L24 127L22 128V130H21V132H19L20 130H17L18 132H16L15 133V136H16V138L15 137H10L9 138V136H10V134H9V136H7L8 138H9V140H8V138H5V136L3 137V138H5V139H2V137H1V135H0V156H1V153H2V151H3V153L5 154V156H4V154H2V158L0 157V160H1V162H3V163H1V165H0V184H2L1 186H3L2 188L0 187V218H1V216L2 217H4V215L2 214L3 212H6V211H8L9 210V208H10V206H8L7 207V205H10V203H12V201H13V204L15 203L17 206H22V205H24L25 207H29V206H31L33 209V212H34V214H36L37 213V215L38 216H40L39 215V213L42 215V213L45 215V213H46V215L45 216H48V215H50V214H52V215H54V216H56V217H58L59 215V219H67V221L65 222V220L64 221H62V223H61V226L62 227H60L59 228V231H58V234L59 235H62V237H64L63 235L65 234L66 235V233H68L69 231V233L71 234V236H70V239H72L74 242H78V240H76V239H73V237H74V229L77 227V228H79V227H84V230L86 231V226H87V228L88 229H90L89 227H93L94 229H95V227H96V224H95V222H97V220H98V222L100 221V223H98V225H97V227H99V224H100V226L101 227H99L100 229H103L102 230V233L101 234H99L100 236H101V238H100V241H101V243L100 244H102L101 246H103L102 248H103V250L101 249V247H100V245H99V240L97 239V237H98V234H95V233H93V232H91L92 234H94V235H92L91 233V235H89L88 234V236H90V241H94L93 243H95L93 246L94 247H92V249L91 248H89L90 250H92L93 251V248H97L98 249V246L100 247L99 249H101L102 251H100V252H102V254L104 255V253L106 254V256H109V259H110V261L108 262L107 260H108V258L107 257H105L107 260H105V259H103L104 257L102 256H99V254H100V252L98 253V251H99V249L97 250V249H95L94 251H95V253L93 254V252L91 253V254H93L92 256L96 259V260H93V259H91L90 260V262H92V260H93V263L92 264H94V261H97V259H98V261H97V263H99V264H104V260L105 261H107V262H105V263H107V264H114L115 262H117L118 261V259L120 260V261H118L117 263L118 264H127V263H129V264H144V263H146V264H157V263H159V264H163L161 261H160V259L163 257V261H165V258L167 257V256H165V251H167L166 249H168V248H170L171 246H169V245H172V243L173 242H171L172 240H174V239H176V240H179V241H184V240H186L188 237V235H189V237H191V235H192V232L191 231H194V235H195V237L192 235V240L193 241H191V239L190 238H188L187 239V241L188 240H190V242L191 243H189V245L190 244H192V246H189V247H191V249L193 250V251H195V249H193L194 247H193V243L192 242H194V240H195V242H200V243H202V240H205L206 239V234L204 235V233L205 232H203L204 230L202 229V228H197L196 226H197V224L196 225H194L195 224V222L196 221H194V223H193V227H192V223L190 224V222H192L193 221V215H194V212L197 210V212H195V215L197 216V214H199L200 213V209H199V204H198V199H199V197L201 196L200 194H202L203 193V191L205 192V186L202 184V183H204L205 184V181L204 180H202L201 178H202V176H199V175H197L196 176V174H192V176L193 177H191V174L188 172V174H190L189 176L191 177V178H195V177H197V179H190V177L188 176V174H187V170L185 171H183V172H185V174L183 175L182 173L180 174V173H175V171L174 170H176V169H179V168H181L180 166H179V168H177L178 167V165L177 166H174L173 164H176V162H177V159H178V156L179 155H182L181 153L180 154H176V153H174L173 155H171V152H173L172 150H175V151H177L178 152V150H180L181 152L183 151V147L185 148V146L187 147V153L189 154V153H191V154H194L195 153V151H193L192 149L194 148V150H195V146H194V144L195 143H197V148H198V150L200 149V150H203V152L205 151V152H207L208 151V148H210V147H206V146H203V144H204V141H206L205 143L206 144H208V143H210V144H214V146L216 145V146H218V147H216L217 149L219 148L220 149V147H221V145L220 144H218L217 145V143L218 142H216V144L214 143V142H211V141H209L210 139H207V140H204V141H201L200 142V139H198V140H192V141H194V142H192L191 141V139H186V141L184 140L186 137H184V136H186V135H184L183 136V134H185L183 131H185V129L184 128H182L181 127V125L180 124H176V123H182V124H184V123H186L185 125H195V123L194 122H196V124H198V123H200V122H202V123H208V124H210L211 126H215V125H217V122L218 121H220V119L224 116H226V115H224L223 114V110L225 109V107H227L228 108V110H226V112L228 111V113L231 115V116H233V114L234 113H236V112H234L235 111V109L234 108H232V107H230V106H225L224 104H223V107H224V109L222 108L221 109V107H220V105L218 106V105H209V102L208 101H206V99H201V100H198L200 103L199 104H201V102L202 103H204L202 106L206 109H204L201 105H199L198 106V103H196L195 104V102H192L193 100H188V101H191V106H192V108H190L191 106L188 104V101H187V97H184V94H186V93H183V92H186V90L185 91H182L181 89H176L175 87H177V86H175L174 84H177V85H181V87L182 86H185V85H183V84H185V81H184V72H182V71H184V70H186L187 69V66L189 65L188 63L190 62V65L188 66L189 68L191 67V69H188V70H190L191 72L190 73H192V75H195V74H197V72H198V70L197 71H195L194 72V70H196V68L197 69H201V70H199L200 72H203V73H205V74H207V72L209 73L211 70H216V68L221 64L220 63V58H221V62L222 61H225V59H228V58H230V56L229 55H231V53L230 52H232L231 50H228V49H232V47H234L233 49L235 50V51H233L232 53H236V54H238L239 56H241V54L238 52L240 49V47H238V44L240 45L241 44V42L240 41H238L237 43V48H238V51H237V49L235 48V44H233L232 43V45L231 46H228V45H225L223 42H224V40L222 41L219 37L221 36V37H223L222 39H224V37H226V34L227 33H229L230 34V30L228 31V29H227V31L226 32H223V31H225L226 30V28H221V27H219V29L221 30V32L216 28V29H213L214 30V32H212V33H210L209 35H210V37H209V35H208V37H209V39L211 38V40H213L214 42L215 41H217V42H219L218 43V45H220V46H218L217 45V43H216V45L217 46H215V45H213V44H215V43H213V42H211L209 39H208V37H206L205 36V38H207V40H209L208 41V43H207V41L204 39L203 41L205 42V43H207V44H209L210 42L211 43H213V44H209V48H208V45H206L203 41V44H202V48L204 49V50H208V52H205L204 51V53H202L203 52V50H200V49H202V48H200V46H201V44H200V41L199 40H197L196 42H194V43H196V44H194L193 43V45L191 44H189L188 46H184V48L183 47H180V50L181 51H179L178 50V54H177V52H175L174 50L173 51H171L170 53H160V54H157L154 50H153V52H151L150 53V55H151V57H153V59L151 58V59H148V61H147V57H149L150 58V55L149 56H147L146 55V53H147V51H148V49H149V51H150V49L152 50L153 49V47H151L150 45H147L148 47H147V50H146V45L144 46L145 47V53H144V55H146L145 57H144V55L142 56V54L141 53H139V51H137V49L135 48V47H127L126 45L124 46L123 45V43L125 42V43H128V42H126V41H130L129 43H132V42H134L132 39H136V36H135V34H133L132 32H131V28H133L134 27V24L135 23H131V22H135V20H137L139 17H137V19H136V17H135V19H133L134 17H133V9H135V8H133V5H138L137 6V8H138V10H136V11H141L143 14H140L139 12V16H143L144 17V13L146 14L145 15V17L147 16V14L148 13H150V11H151V7L153 6V8H155V9H160V6H161V8H164L165 7V5L164 6H162L161 4L163 3V2H165L164 0L162 1V0H159V3H160V6L158 5L159 3H157V0L155 1V0H146L148 3H149V1L150 2H153L152 4H151V6L150 5H148V8L150 9V11L149 10H147L146 9V11L144 12V11H142L143 10V8H142V6H141V3H143L142 2V0H139L140 2H138L137 0H133V2H132V0H90V2L89 1H87V0H82V1H84L85 3L87 2V4H85V7H84V4L83 3H81V1H79V0H76L77 2L79 1V3L80 4H77V3H74L73 2ZM75 1V2H76ZM92 1H95V2H92ZM101 1V2H100ZM127 1V2H126ZM134 1H137V2H135V4H133L134 3ZM167 2H165V4H167L168 6L170 5L171 6V4L172 3H176V5H180L181 6V11H177V8H175V7H172L171 6V8H173V9H176V12L177 13H175L174 15H173V13L172 14H170V15H168V13H167V15H165L166 17V21L168 22V20H167V18L170 20V16H176V14L178 15V14H180V15H183V9H185L186 7L188 8L192 3H195L194 2V0H189V1H192V2H189V1H187V3L185 4V5H187V6H185V5H183V4H180V3H178L177 1H179V0H176V2L174 1V2H172L171 4H170V1L171 0H166ZM197 1V0H196ZM205 1V7L207 6V8L206 9H208L209 10V4H211L212 2H213V0L211 1V0H204ZM27 2H28V4H27ZM33 2V3H32ZM39 2V3H38ZM40 2H42V3H40ZM44 2V3H43ZM70 2H72V3H70ZM107 2V3H106ZM162 2V3H161ZM180 2H183V0H181ZM184 2H185V0H184ZM183 2V3H184ZM6 3V4H5ZM13 3V4H12ZM36 3V4H35ZM59 3V4H58ZM68 3H70L71 5L70 6H68L69 4ZM102 5H101V4ZM145 3V2H144ZM178 3V4H177ZM213 3H215V1L213 2ZM212 3V4H213ZM41 4V5H40ZM50 4V3H49ZM48 4V5H49ZM58 4V5H57ZM76 4H77V7H76ZM105 4V5H104ZM109 4V5H108ZM125 4H127V5H125ZM131 4H133V5H131ZM147 4V3H146ZM154 4V5H153ZM207 4V5H206ZM23 5V6H22ZM25 5V6H24ZM26 5H27V7H26ZM36 5V6H35ZM39 5L40 6H42L43 5V7L41 8V9H43L42 10V13H41V9H40V11H39ZM74 7H73V6ZM94 5H96V6H94ZM97 5H99V7L97 6ZM115 5H116V7H115ZM135 5V6H136ZM175 4H173V6H174ZM182 5L183 6H185L184 8L182 7ZM28 6H30V7H28ZM35 6V7H34ZM55 6H58L59 8H56ZM62 6V7H61ZM64 6H65V8H64ZM78 6H80V8H83V9H81L80 10V8L78 7ZM109 6H111V7H109ZM118 6V7H117ZM143 6H144V4H143ZM168 6H166V7H168ZM170 6L168 7V8H170ZM192 6H193V4H192ZM211 6H213L214 7V4L213 5H211ZM71 7H73V8H71ZM87 7V8H86ZM94 7H96L95 9H94ZM98 7V8H97ZM100 7H102V8H100ZM104 7V8H103ZM165 7V9L167 10H165V9H163L165 12H168V8H166ZM35 8H36V11H34L35 10ZM55 10H54V9ZM76 8H77V10H78V8H79V10L81 11V13H79L77 10H76ZM85 8V9H84ZM99 8H100V11H99ZM111 8V9H110ZM116 8V9H115ZM127 8V9H126ZM136 8V9H137ZM147 8V7H146ZM152 8V10H154ZM178 8H179V6H178ZM34 9V10H33ZM58 9V10H57ZM62 9V10H61ZM75 11V13H72L73 11ZM105 9V10H104ZM122 9H123V11H122ZM180 9V8H179ZM190 9V8H189ZM188 9V10H189ZM210 9H212V7H210ZM215 9V8H214ZM213 9V10H214ZM26 10H28V11H26ZM32 10V11H31ZM54 10V11H53ZM57 10V11H56ZM89 10V11H88ZM95 10V11H94ZM111 10V11H110ZM130 10L132 11V12H130ZM162 10V9H161ZM171 11H169V12H173V10L172 9H170ZM187 9L186 10H184V12L186 11V12H189V11H192L191 9L188 11ZM23 13H22V12ZM35 12V14H34V12ZM96 11H98V12H96ZM107 11V12H106ZM108 11H110V12H114L113 13V15H112V13L110 14ZM155 11H157V12H155ZM154 12L155 13H160V12H158V10H155ZM28 12H32V15L35 17H33V20H35L36 18H38V16H40L38 19H41L42 20V18H45L46 19V21L49 19L48 17H51L52 15H56L57 16V18L55 17V18H53V20H54V22H57L58 20V22H57V24H59V25H57V24H55V23H53V20H52V24L50 23L51 22V20L47 23L46 21L45 22H43L44 20H42L41 21V28H44L43 30H41V28L37 25V23H35V22H37L36 20L35 21H33V24H34V26H33V28H34V31L32 30V27L31 28H29L28 26H26V24L25 23H28L29 22V26L32 24L31 22L32 21H29L28 20V18H30V20H31V18H32V16H31V14H30V16L31 17H29V15H27V14H29ZM39 12L41 13V15H43V17L39 14ZM47 12V13H46ZM55 14H54V13ZM59 12V14L60 13H63V15H61L60 14V16H58L57 15V13ZM65 12H66V14H65ZM89 12V13H88ZM91 12V13H90ZM97 13V17L99 18L98 20H100V22H101V20H102V22H104V23H100L95 29L97 30V32H98V29L99 30H102L104 27H108V26H111V27H109V28H115L116 27V25H117V28H115V29H109L110 31L108 32V35H107V32L105 31V29H104V34L106 35V38L105 37H103V38H105L103 41L102 40H100V43L98 42L99 41V39H98V41H97V38H95V43H91V41H89V40H94V39H92V38H94V37H96L95 35H98V34H100V36L98 35L97 37H99V38H101V36H105V35H103L102 33H96V31L94 30V28H93V26H94V21H96L97 19H93V23H92V19L91 18H95L96 16H93V15H95L96 13ZM162 12V11H161ZM165 12H164V14H165ZM174 12H175V10H174ZM27 13V14H26ZM38 13V14H37ZM46 13V14H45ZM49 13H52V14H49ZM76 13H78L79 15H77ZM124 13V14H123ZM134 13H136L135 12V10H134ZM138 13H136V16H138ZM208 13H210V12H208ZM22 14V15H21ZM24 14H26V16H27V19H25V16H24ZM51 15V16H48V17H45V16H47V15ZM80 14L81 15H83L82 17L83 18H81V17H79L80 16ZM101 14V15H100ZM104 14V15H103ZM127 14H128V18H127ZM130 14V15H129ZM131 14H132V16H131ZM162 14H163V12H162ZM21 15V16H20ZM65 15V16H64ZM68 15V16H67ZM86 15H88V16H86ZM105 15H107V17H105ZM109 15H111V17L109 16ZM123 15V16H122ZM126 15V16H125ZM160 15V17L162 16L161 15V13L159 14ZM185 15H186V13H185ZM24 16V18H22ZM77 16V17H76ZM84 16H86V17H84ZM91 17V18H89V20H88V17ZM130 16V17H129ZM164 16V15H163ZM162 16V17H163ZM42 17V18H41ZM96 17V18H97ZM4 18V19H3ZM48 18V19H47ZM67 18V19H66ZM76 19V22H77V19H79L80 21H78L79 22V24L78 23H76V24H74V21H75V19ZM81 18V19H80ZM109 18V23L108 24H106V26H105V21H108V20H105V19H108ZM111 18V19H110ZM114 20H113V19ZM120 18V19H119ZM133 20H132V19ZM10 19V20H9ZM51 19H52V17H51ZM72 19H74V20H72ZM103 19L105 20V21H103ZM127 19H129V20H127ZM140 20H141V18H139ZM161 19H164V17L163 18H161ZM4 20V21H3ZM7 20V21H6ZM55 20H57V21H55ZM83 20V21H82ZM97 20V21H98ZM120 20V21H119ZM122 20H124V21H122ZM131 20V21H130ZM142 20H144V18H142ZM85 21V22H84ZM89 21V22H88ZM91 21V22H90ZM96 21V24H98V22ZM162 22H166V21H163V20H161ZM20 22V23H19ZM39 20H38V24H39ZM60 22V23H59ZM74 24H72V23ZM84 22V23H83ZM87 22V23H86ZM112 22V23H111ZM129 22H130V25H129ZM5 23V24H4ZM49 24L50 26H51V30H52V32H55L56 33V31L55 30H57V28L55 27V26H59V34L60 35H62L61 37H59V35H56V34H58V33H56V34H53V36L51 35V33H49L50 31H46V29L47 28H45V27H47L46 25L47 24ZM110 23H111V25H110ZM117 23V24H116ZM121 23H124V24H121ZM126 23V24H125ZM4 24V25H3ZM32 24V25H33ZM55 24V25H54ZM71 24L73 25V26H71ZM90 24V25H89ZM95 24V25H96ZM102 24V25H101ZM244 24V23H243ZM243 24H241L240 23V25H241V27H243L244 25ZM13 26L14 27V29H13V27H11V26ZM31 25V26H32ZM75 25H77L76 27H75ZM83 25V26H82ZM108 25V26H107ZM243 25V26H242ZM8 28H7V27ZM9 26L12 28H9ZM19 26V27H18ZM49 26V27H50ZM84 26H85V28H84ZM91 26V27H90ZM101 26V27H100ZM103 26V27H102ZM122 26V27H121ZM125 26H128V27H125ZM130 26H132V27H130ZM239 26V25H238ZM238 26H237V28H238ZM21 27V28H20ZM37 27H39V28H37ZM71 27H73V29H71ZM75 27V28H74ZM81 29H79V28ZM86 27L87 28H92L93 29V31L95 32H93L92 30V32H90L89 30V33H91L90 35H93V36H89V35H86V33L84 32V30L86 31ZM95 27V26H94ZM100 27V28H99ZM229 27V26H228ZM240 27V26H239ZM236 28L237 30H234V28L233 27H230L229 29H231L232 28V30H231V34L233 33V31L235 32H237L238 34H241V31H242V29L243 28ZM7 28V29H6ZM17 28V29H16ZM19 28V29H18ZM23 28V29H22ZM53 28V29H52ZM54 28H55V30H54ZM62 28V30L60 31V29ZM78 28V30H75V29H77ZM102 28V29H101ZM120 28V29H119ZM9 29H11V30H9ZM30 29V30H29ZM49 29V28H48ZM68 29H70L71 30V32L70 33H68L69 31H67ZM108 29V28H107ZM119 29V30H118ZM124 29H126V30H124ZM127 29H128V31H127ZM3 30V31H2ZM15 30V31H14ZM17 30H20V31H18L17 32ZM115 30H116V32H121L120 34H118V36L119 37H116L117 36V34H116V32H115ZM217 30H218V32H217ZM240 30V31H239ZM10 31V32H9ZM14 31V32H13ZM28 31H29V34H34L33 36L31 35H29L28 34ZM33 31V32H32ZM38 31V32H37ZM103 31V30H102ZM112 31H113V33H112ZM128 33H127V32ZM167 31H172V30H167ZM211 31V30H210ZM244 31V30H243ZM26 32V34L29 36V40H31V41H29L30 42V45L28 44V42H26V40H27V35L26 36H23V34ZM47 32V33H46ZM80 32H84V34H81ZM115 32V33H114ZM174 32V31H173ZM240 32V33H239ZM15 33V34H14ZM19 35H18V34ZM43 33V34H42ZM73 35H72V34ZM75 33V34H74ZM88 33V32H87ZM115 34L114 36H112L113 38H111V36H110V34ZM177 33V32H176ZM175 33V34H176ZM209 33V32H208ZM237 33H233V35L235 36V34H237ZM243 33V32H242ZM12 36H11V35ZM21 34H22V36H21ZM37 34H38V36H37ZM39 34H40V36H39ZM42 34V35H41ZM46 34H48V36H47V39H44V38H46ZM122 34V35H121ZM175 34H172V32L171 33H169V36H171V37H173ZM10 35V36H9ZM126 35V36H125ZM6 36V37H5ZM9 36V37H8ZM16 36V37H15ZM19 36H21L22 38L24 37L25 39L23 40L22 38H20L19 39ZM57 38H56V37ZM87 36H89V37H91V39H89V37L87 38ZM107 36H109L110 37V39L109 38H107ZM126 38L127 36V38L125 39L124 37ZM132 36L134 37V38H132ZM11 37H12V39H11ZM5 38V39H4ZM9 38H10V40H9ZM17 38L19 39V42H17ZM30 38H33V39H30ZM35 38H37V39H35ZM55 38V40H53ZM58 38H63V39H59V41H58ZM103 38H101V39H103ZM115 38H119V41H120V45H118V46H115V48H114V50L112 51V47L110 48V49H107V51L105 50V51H103V53L104 52H109V53H111L112 55L115 53L114 51L117 49V52H121V54H122V52H123V54L121 55L120 53H118L119 54V56L121 57L120 59L122 60H116V62H114L113 64L111 63L110 64V68L113 70V71H115V70H117V68H118V66H120V67H125V66H127V69L128 68H131V70H132V72H131V70H126V73H125V75H127V74H129V73H127V72H131L132 74L130 75L129 74V76H133L134 74H135V72L136 71H140V70H142V71H144V72H146V74H148V75H151V76H154L155 78H162L163 80H165V78H167L166 80H165V82H169V84H168V86H166V88H169L170 86L173 88L174 86V88L173 89H176V91H175V94H176V92L177 93H179V94H177V96H175V94H174V90L173 91H171V95H170V93H169V91H168V93H169V96H167L166 94V96L165 95H163L164 93H162L163 91H164V89H155V90H158V94H159V92H160V90H162L161 91V95H163V96H161V95H158L159 97H154V95H153V100H152V96L150 95V96H147V98H148V101H146V95L148 94H146L145 96H143V97H140V95H142V93H143V91H142V89H137V88H135V90L133 91V89H130L131 88V86H132V84H130V83H127V82H124L123 83V87H128L130 90H125L126 92L127 91H131L130 92V94L127 92V94H125L124 96H123V98H124V102H126V103H124L122 100V102L121 103H123L124 105H122V104H119V105H116V104H118V103H120V102H117V100H119V98L117 99V97H114L113 96V98H112V96H109V97H106L105 96V94H103L102 93V91H100V90H98V88L97 89H95V87L93 88V86H96V85H90V84H86L85 83V81H87V80H84L85 78H82V76L83 77H94V79H97L94 75H92V72H91V70L93 71V74H97V76L99 77V75L101 76L102 74H103V76H104V78H106V76L105 75H108V73H106V71L104 70H102V69H99L100 67L98 66V62H96L95 64L93 63V65H89L88 63L86 64L85 62L87 61V59L89 58L88 57V54L85 52V53H83V55H85L84 57L83 56H81V55H79V54H76L77 52L79 53L80 52V50L82 51L84 48H82L81 49V43L83 42V46H84V44L86 43V40L87 41H89L91 44V46L90 45H88L89 43L87 42L86 44H87V46H86V49H88V46H90L89 47V50L90 49H92V48H96L97 49V47L98 48H100V46L102 45H104L105 44V42H106V44H109L108 42L109 41H111L110 43H112L113 42V40L115 41V42H117V40H115ZM128 38L130 39V40H128ZM15 39H16V42H15ZM22 39V40H21ZM35 39V40H34ZM39 39H42V41H43V39L44 40H46V43L48 42V45L50 44V46L52 47H50L49 46V48H45V47H43L42 48V51L41 52H43L45 55L44 56H46V58L47 59H42L41 60V55H43V53H39V50H41L40 48L41 47H39L40 45H41V43H42V41L41 40H39ZM52 39V40H51ZM73 39V40H72ZM76 39V40H75ZM89 39V40H88ZM214 39H216V40H214ZM14 40V41H13ZM49 40V41H48ZM50 40H51V42H50ZM68 40V41H67ZM122 40V41H121ZM126 40V41H125ZM132 40V41H131ZM163 40V39H162ZM161 40V41H162ZM234 40H236V37L234 38ZM256 41H257V39H255ZM28 41V40H27ZM84 41H85V43H84ZM97 41V42H96ZM105 41V42H104ZM118 41V42H119ZM198 41H199V43H198ZM4 42V43H3ZM15 42V43H14ZM44 42V41H43ZM56 42H57V45H56ZM94 42V41H93ZM201 42V43H202ZM230 42V41H229ZM234 42V41H233ZM245 42V41H244ZM247 42V41H246ZM245 42V43H246ZM45 43V42H44ZM45 43V44H46ZM70 43V44H69ZM72 43V44H71ZM124 43V44H125ZM223 43V44H222ZM226 43V42H225ZM234 43H236V42H234ZM247 43H249V42H247ZM23 44V45H22ZM24 44H25V47H24ZM62 44V45H61ZM68 44L69 45H71L70 47L68 46ZM100 44V45H99ZM197 44H199V46L196 48L194 45H197ZM228 44V43H227ZM27 45H29V49L27 48V50H26V47H28ZM59 48V45H61V47H62V49L61 50H57V51H59V53L56 51V49H57V47ZM73 45H75L74 47H73ZM98 45V46H97ZM210 45H213L214 47L212 48V46H210ZM249 45H251V43H249L247 46L249 47ZM15 46H17V47H15ZM22 46H23V48H22ZM121 46V47H120ZM124 46V47H123ZM192 46V48H191V50L192 51H194L195 52V50L196 49H198V48H200V49H198V52H199V54L198 53H194V52H192L191 50H190V48L189 47H191ZM6 47V48H5ZM19 47V48H18ZM60 47V48H61ZM185 47H188L189 48V50L190 51H188V49L186 48L185 49ZM193 47H195L196 49H193ZM211 47V48H210ZM247 47V48H248ZM16 48H17V50L18 51H15L16 50ZM109 48V47H108ZM131 50H130V49ZM182 48H183V50L185 49L186 51H188V52H186L185 50L183 51L182 50ZM208 48V49H207ZM217 48H220V50L219 51H221V53L220 52H218V50H217ZM244 49H247L246 47H245V44H244V47H243ZM243 48H242V46H241V49L242 50H240V51H243ZM15 49V50H14ZM23 49H25L26 51L24 52V50ZM45 49L47 50L46 52H45ZM55 51V52H53V50ZM86 49H84V50H86ZM122 49V50H121ZM133 49H135V50H133ZM222 49L223 50H228V51H230V52H228L227 50V52L226 51H223V52H225V53H223L222 52ZM20 50V51H19ZM48 50H51L52 52H50L49 54H47V52H48ZM74 50V51H73ZM88 50V51H89ZM118 50H120V51H118ZM123 50H125V52H127V55H125L124 54V51ZM216 51V52H213V51ZM13 51V52H12ZM14 51L15 52H17V53H14ZM71 51V52H70ZM73 51V52H72ZM112 51V52H111ZM132 51V52H131ZM134 51V52H133ZM197 51V50H196ZM202 51V52H201ZM9 52H10V54H9ZM22 52H24V53H22ZM75 52V53H74ZM181 52H183V55L182 54H179V53H181ZM192 52V53H191ZM214 54H213V53ZM71 53H74L73 54V56H72V54ZM103 53L102 52H98V54H97V57H100L99 56V54L100 55H102L105 59H107V57H108V53L107 54H104L103 55ZM186 53H188L187 55H186ZM211 55H209V54ZM217 53H220V54H217ZM227 53H230V54H227ZM9 54V55H8ZM15 54H16V56H15ZM54 54V55H53ZM55 54L58 56V59L59 58H61L60 60H58V59H56L57 58V56H56V58H55ZM68 54V55H67ZM76 54V55H75ZM110 54V55H111ZM141 55L143 58H141V56H139V55ZM152 54H154L158 59H161V60H159V61H161V62H159L158 60H157V58L154 56V55H152ZM185 54V55H184ZM190 54H191V58L190 59H183V61H182V59L181 58H185V56L188 58V57H190ZM215 54L217 55V57L215 58ZM225 54V55H224ZM227 54V55H226ZM8 55V56H7ZM22 57V61L23 60H25L26 59V61H23V63H25V64H23V65H25V67L22 65V64H20V62H18V61H21V58L19 57ZM125 56V57H123L122 58V56ZM207 57H206V56ZM213 55V56H212ZM242 55H243V53H242ZM11 56H13L14 58H16V59H18L17 57H19V59H18V61L17 62H13V61H16L13 57H11ZM44 56H42V58H45ZM52 56L54 57V58H52ZM140 58H139V57ZM181 56V57H180ZM194 56V57H193ZM27 57V58H26ZM103 57H101V59H104ZM154 57L156 58V59H154ZM167 57L169 58V59H167ZM195 57H197V59L195 58ZM218 57H220L219 58V63H216V62H218L217 60V58ZM242 57V56H241ZM38 58H39V60H38ZM84 58V59H83ZM130 59V60H127V59ZM146 59V62H145V59ZM195 59V62H194V59ZM207 58V59H206ZM51 59H55V61L57 60L58 62H60V63H58L57 61L55 62V61H53V60H51ZM98 59H100V58H98ZM142 59H144V61L142 60ZM164 59V60H163ZM171 59V60H170ZM198 59H199V61H198ZM205 59V60H204ZM224 59V60H223ZM46 60V61H45ZM51 60V61H50ZM85 62H84V61ZM127 60V61H126ZM149 60H150V63H149ZM169 60H170V62H169ZM193 62H192V61ZM21 61V62H22ZM64 61V62H63ZM131 61H132V63H131ZM133 61H136V62H133ZM151 61H153V62H151ZM154 61H156V62H158V64L157 65H155V66H157V68L155 67L154 68V65L152 64V63H154ZM166 61V63H163V65H161L162 64V62H165ZM172 61V62H171ZM185 61V62H184ZM187 61V62H186ZM200 61H202L201 63H200ZM40 62V63H39ZM53 62H55L54 64V66L52 65L53 64ZM73 62H77V63H73ZM169 64H168V63ZM181 62V63H180ZM192 62V63H191ZM197 62L199 63V64H201V65H197ZM208 62V63H207ZM16 63H18V64H16ZM57 63V64H56ZM62 63L64 64L63 66H65L66 64H68V63H70V66H71V63H73V64H78L79 66H73L74 68H75V72H73V70H72V72L70 71L69 73H74V74H77L76 75V77L77 78H79V79H76V77H75V82H73V87L71 86V80L70 79H72V78H74V76H68L67 75V77H70L69 78V83L67 84L66 82H64L63 80V77H62V75H60L61 77H59L58 75H56V76H58L57 78H61L62 80L61 81H63V83L61 82V84L62 85H59L61 88L63 87V90L61 89L60 90V87H57L58 89H59V92L58 93H56V91H58V89L56 88V90L54 91V87H55V85H57V84H59L60 83V81H59V79H57V78H54V75L56 74V70H58L57 69V67L59 68V70L60 69H63L64 70V68L65 67H67V66H65V67H63L62 66ZM66 63V64H65ZM83 63V64H82ZM136 65H135V64ZM141 64V66L142 67H140V65L139 64ZM154 63V64H155ZM188 65H187V64ZM195 63V66L193 65ZM209 63H210V65H209ZM5 64V65H4ZM7 64L9 65L8 67H7ZM44 64H46L47 65V68H46V73H45V75L44 74H42V73H44V70H45V67H44ZM58 64H60V66H58ZM144 64H149V65H145L144 66ZM165 64V65H164ZM168 65V67L167 68H171V70L170 69H167L166 68V66ZM183 64V65H182ZM217 64H219V65H217ZM28 65V66H27ZM85 65V66H84ZM118 65V66H117ZM135 65V66H134ZM139 65V66H138ZM193 65V66H192ZM40 66V67H39ZM41 66H43V67H41ZM51 66H52V68H53V70H52V68H51ZM57 66V67H56ZM68 66H69V64H68ZM70 66H69V69H70ZM117 66V67H116ZM143 66H144V68H143ZM152 66H153V68H152ZM163 66V67H162ZM164 66H165V68H164ZM170 66H173V68L172 67H170ZM181 66V67H180ZM24 67V68H23ZM29 67V68H28ZM121 68V69H123L124 71L123 72H125V69L126 68ZM140 67V68H139ZM262 67H264L263 65H262ZM262 67H261V71L263 70L264 71V69H262ZM6 68H8L7 70H6ZM28 68V69H27ZM39 72V73H37V71H35V69ZM39 68V69H38ZM79 68V72H78V69ZM86 68H87V70H86ZM142 68V69H141ZM150 68H152V70L150 69ZM161 68H163L164 70L163 71H160V70H162ZM174 68H175V70H174ZM183 68V69H182ZM185 68V69H184ZM193 68H195L194 70H193ZM208 68H209V70H208ZM5 69V70H4ZM25 71H24V70ZM29 69H30V71H29ZM69 69H66L65 68V70H67V71H69ZM71 69H73L72 67H71ZM80 69H82V70H80ZM97 69H99V71H101V73H99L98 71H94V70H97ZM115 69V70H114ZM173 69V70H172ZM182 69V70H181ZM207 70V72H206V70ZM62 70V71H63ZM84 70V71H83ZM168 70V71H167ZM169 70L170 71H173V73L172 72H169ZM193 70V71H192ZM205 70V71H204ZM31 71H32V73H31ZM54 71H56V72H54ZM157 72V73H155V72ZM158 71H160L159 73H158ZM10 71H8L7 73H9ZM26 72H27V74L30 72V74H28V75H26ZM55 74H54V73ZM60 72V71H59ZM65 72V71H64ZM84 73V75H82L81 76V73ZM104 72V73H103ZM199 72V73H200ZM13 73V74H12ZM90 73V74H89ZM106 73V74H105ZM155 73V74H154ZM165 73H167V74H165ZM194 73V74H193ZM198 73V74H199ZM262 74V76H264V72H261ZM34 74H35V78H36V76L38 75V78H39V80L37 79H34L33 77H32V79L33 80H29L28 78H31V77H29V76H34ZM51 74V75H50ZM60 74H62V72L60 73ZM200 74H202V73H200ZM0 75H1V71H0ZM3 75H4V77H3ZM19 75V76H18ZM39 75H41V76H39ZM47 75V76H46ZM52 76L53 77V79H56V81L57 82H59V83H57V82H55L54 80V87L53 88H51L52 86H50V87H48L49 85H51L52 84V81H50L51 82V84H50V82H48V80L49 79H51L50 78V76ZM71 75V74H70ZM78 75H80L79 77H78ZM176 75V76H175ZM8 76V75H7ZM21 76V77H20ZM44 76H46V77H49V79H47L46 77H44ZM55 76V77H56ZM64 76H66V74L64 75ZM128 76V75H127ZM196 76V75H195ZM2 77L4 78V79H2ZM11 77H6V78H11ZM18 77H20V79L18 78ZM66 77V78H67ZM25 79L26 81H28V83L30 84L31 83V86L28 84H26V85H24L22 82H24L22 79ZM41 78V79H40ZM19 79V80H18ZM36 80V82H34ZM44 80V81H43ZM45 80H47V82L45 81ZM68 80V79H67ZM67 80H65V81H67ZM78 80H79V82H78ZM101 80H103V81H107L108 80V78H106L105 80L104 79H102V77H101ZM100 80V78H99V81H101ZM179 80V81H178ZM3 81V82H2ZM4 81H5V83H4ZM7 81V82H6ZM38 81H39V84H38ZM43 81V82H42ZM178 81V82H177ZM2 82V83H1ZM9 82H11V81H9ZM42 82V83H41ZM48 84V88L46 87V83ZM82 82V83H81ZM102 82V81H101ZM262 82H263V84H264V77H263V80H262ZM261 82V83H262ZM3 83H4V85H3ZM26 83V82H25ZM64 83H65V86H63L64 85ZM179 83V84H178ZM34 84H35V86H34ZM38 84V85H37ZM69 86L70 85V87H68L67 85ZM76 84H77V87H76ZM166 84V83H165ZM170 84H172V85H174V86H172V85H170ZM12 85L14 86L13 88H12ZM16 85H18V84H16ZM81 85V86H80ZM85 85V86H84ZM87 85V86H86ZM131 85V86H130ZM24 86V87H23ZM27 86V87H26ZM28 86H30L29 88H28ZM40 86H43V87H40ZM45 86V87H44ZM162 86V85H161ZM1 87V86H0ZM31 87H34L35 88V90H34V88H31ZM37 87V88H36ZM39 87V88H38ZM64 87H65V91H64ZM84 87V88H83ZM85 87H92L93 89H89V88H86V90H87V92L85 93V95L83 94V90L82 89H85ZM170 87V88H171ZM19 88V89H18ZM26 88V89H25ZM32 90H31V89ZM41 88V89H40ZM47 89V90H45V89ZM49 88H51L50 90H52V94L49 96V94H50V92L51 91H49L48 89ZM68 88V89H67ZM70 88V89H69ZM73 88V89H72ZM80 88V89H79ZM159 88V87H158ZM169 88V89H170ZM172 88H171V90H172ZM177 88H179V87H177ZM27 89H28V91H27ZM38 89V93H36L37 90ZM43 89V91H41ZM90 91H89V90ZM169 89H167V90H169ZM183 89H185V87H183ZM187 89V88H186ZM66 90H69V93H68V91H66ZM85 90V91H86ZM92 90H93V93H92ZM96 90V91H95ZM143 90H144V88H143ZM178 90V91H177ZM16 91V92H17ZM33 91V92H32ZM49 91V92H48ZM124 91V92H125ZM136 91H138V92H136ZM189 91V90H188ZM26 92V93H25ZM29 92V93H28ZM30 92H32L31 94H30ZM39 92H42L40 95L41 96H38V94H39ZM44 92V93H43ZM55 92V93H54ZM63 92H66L67 93V95H66V99H64V96L63 95H65ZM95 92V93H94ZM132 92H135V94L137 93V95L136 96H139V101H142V99L143 98H145L142 102H139L138 101V99L136 100L135 98H134V96H135V94H133ZM140 92H142L140 95L138 94V93H140ZM156 92L154 93V94H156ZM9 93V94H8ZM14 93V92H13ZM12 93V94H13ZM24 93V94H23ZM36 93V94H35ZM73 95V96H71V94ZM1 94V93H0ZM4 94H6V95H4ZM32 94H34V95H32ZM53 94H55V96H56V98H57V100L59 99L60 100V103L58 102V104L59 105H57V102H54V104H53V101H56V100H54V95ZM61 94H63V95H61ZM81 94H83L85 97L84 98H86L88 95L90 96H88L86 99H84V98H82V99H84V104H85V107H81V108H79V107H75L74 105H75V103H73L74 102V100H76V99H79L78 97H80L81 96ZM90 94H92V95H90ZM129 94V95H128ZM174 94V95H173ZM14 95V94H13ZM27 95V96H26ZM93 95H94V97H96L95 99H94V97H93ZM24 96V97H23ZM33 96L34 97H36V98H34V99H32L33 98ZM46 96H49V97H46ZM58 96V97H57ZM59 96H62V97H59ZM70 96H71V98H70ZM78 96V97H77ZM126 96H127V98H126ZM161 96V97H160ZM173 96H175V97H173ZM178 96H179V99L181 100L180 101V103L178 102ZM183 96V97H182ZM46 97V98H45ZM151 99H150V98ZM165 97H168L169 99H167V98H165ZM24 98H25V100H24ZM27 98V99H26ZM30 98V99H29ZM37 98H42L40 101H39V99H37ZM93 98V99H92ZM122 98V99H123ZM137 98V97H136ZM142 98V99H141ZM158 98V99H157ZM163 98V99H162ZM165 98V99H164ZM71 99V100H70ZM88 99H90V100H88ZM97 99V100H96ZM115 99H117L116 101H115ZM160 99V100H159ZM62 100V101H61ZM87 100V101H86ZM115 101L114 103H113V105L111 104V103H109L108 104V102L104 105V103L106 102V101ZM155 100H156V102H155ZM173 100H174V102H173ZM177 100V101H176ZM1 101V100H0ZM28 101V102H27ZM32 103H31V102ZM34 101V102H33ZM50 101V102H49ZM94 101V102H93ZM109 101V102H110ZM136 101V102H135ZM151 101V102H150ZM195 101H197V100H195ZM207 102V103H205V102ZM19 102V103H18ZM43 102H45L44 104H43ZM46 102H48L49 103V106H50V108L52 107V106H54V107H52V108H54V109H48V104L46 103ZM62 102V103H61ZM70 102H72V103H70ZM85 102H87V103H85ZM95 102H96V104L97 103H100V104H95ZM129 102V103H128ZM139 102V104L141 103V105H142V110H141V108H139L138 107V104H136V103H138ZM145 102V103H144ZM148 102V103H147ZM150 102V103H149ZM162 102H164V103H162ZM171 102V103H170ZM182 102H185L186 104H188L189 105V108H188V105L186 106V104H185V107L184 108H186V109H184L183 111H181L182 109H183V107H181V108H178V110H177V107H180V106H182ZM29 103V104H28ZM30 103H31V105H30ZM93 103H94V106H93ZM143 103V104H142ZM156 103L157 104H159V103H161V104H163V105H167V106H165V108H164V106L162 107V106H158V105H156ZM168 103V104H167ZM174 104L175 103V105H171V104ZM178 103H179V105H178ZM4 104V105H3ZM15 104V105H14ZM28 106H27V105ZM33 104H35V105H33ZM61 104V105H60ZM68 104H70V106L68 105ZM74 104V105H73ZM82 104H83V101H82ZM83 104V105H84ZM87 104L89 105L88 106V108H89V110L91 109V110H93L94 109V112H100V111H98V110H100L99 109V107H100V105H101V107H102V109L103 108H105L104 110H105V113H106V115H110L111 117V119H113V120H118V121H127L128 120V117L130 116V118H129V120L130 121H132V122H134V121H136V120H138V128L137 129H133L134 127H133V125H135L134 123H132L131 122V124H130V121L128 122H126L127 124H129V126L132 128V129H130V131H129V133H132V131H133V134L135 135V137H138V138H140V137H146V136H149L150 134L151 135H160L161 134V132H163L160 136H159V138H161L160 140L159 139H157V146H156V144H155V146H154V149H156L158 146H159V150H156V153L158 154V156L157 155H155L154 154V156H155V158L156 157H163V159L162 158H159V160H157V163H153L154 161L153 160H151V162H149L150 160H148V162H147V160L146 161H144V162H141L140 160V162H139V164H141L142 166L144 165L145 166V173H143L142 175V179L144 180L143 181V184L141 185V190H144V188H145V190L144 191H146L145 193L144 192H142L141 190L139 191V193H138V191H137V193H131L129 196L131 197V195H132V198H128V202H129V205L131 206V205H133L132 203H131V199H133V202H135V201H137L138 202V204H139V200H141V199H143V196H144V198L145 197H149L150 198V200H152V198H151V195H152V193L154 192V191H156V189L158 190V191H156V192H158V193H160L161 192V190L163 189V187H164V189L166 188V191L168 192H165V191H163L162 190V192H165V194L167 193L168 195H169V197H171V198H173V196L175 195L174 193L175 192H179V191H181L180 193H182V191H183V189H185V191H186V193L183 191V195L185 196L186 195V197H183V199L186 201V198L188 197V199H190L189 201L187 200V203H185L186 204V207H189V212H191V210H190V207L191 208H193V210L192 211H194L193 213L191 212V214L192 215H190L189 214V212H188V214L190 215H188V217H191V218H185L186 216L185 215H187V213H186V211H185V215L184 216H182L183 217V219L182 218H180L181 216H179V218H178V220H176V219H173V217L174 216H167L166 218H167V220L168 221H170L169 223H171L173 226H171V228L172 227H174V228H172V229H178V228H180V225L182 224V221H184V219H185V221L183 222L184 224H185V222H186V220L188 219V221H189V224L191 225V227H189L190 229L191 228H193V229H189L188 231L190 232H188L187 231V227H184V225H182L181 227L183 228H180V230L181 231H183L184 232V230L185 231H187V233H188V235H187V233L185 232V234H183V232H179V238H178V236H176V234H175V236L176 237H174V239H172V238H165V237H162V235L161 234H159L158 232H155L152 236H148V234L145 232L146 231V227L148 226V225H150L151 223L153 224L155 221L156 222H158L157 221V219L156 220H154L153 222H148V220L146 219V218H150V216H153V214H151V215H149L148 216V213H147V207H151L150 209H152V210H155V209H157L156 210V214L155 215H158V217H159V215H160V212L162 213L163 211H165V208H166V210H167V208H169L170 210H167L168 211V215L169 214H171V212L173 213L174 211H175V205H176V203H178V202H176V203H173V204H171V205H174V206H169V207H164L163 205H162V203H159V205H161L160 207H163L161 210H159L158 209V207H157V205H158V202H155L154 201V203H157V204H155L154 206H153V202H151V201H149L148 202V200H149V198L147 199V198H145V199H143V201H141V203L139 204V206L136 204V202H135V204L137 205V208H139L138 210H136L137 208H135L136 207V205L134 206H129L130 207V209H131V211L132 210H136L135 212L134 211H132L134 214L136 213V215L139 217V216H141V217H139V219H141L140 221L138 220V219H136L137 220V223H140V226H139V224L136 226L135 224H128V223H125V222H119V221H117V220H110V219H108V218H106V216H105V214H104V212H103V210H104V207H105V199H104V196L102 195V193H101V190L99 189V187H102L103 186V184H104V186L102 187V188H104L105 187V185L106 184H109V182H107L108 180H111V179H108V177L107 178H105V179H103V181H100V180H95L94 178H93V176H92V173L90 172L91 171V169H92V167H94L95 165H93V164H86V162L85 161H83V160H86V159H83V160H80V158H86L85 156H83V151H82V153H81V156H83V157H81L80 155H78L81 151L80 150H78V144H80V146L79 147H84V144L86 145V144H89V142H87V143H83V142H86V139L84 138V136L85 135H96L95 133H96V130L95 131H93V127H92V124H91V121L92 120H90L91 118H89V117H87L86 116V114H84V113H86V111H88L87 109ZM103 104V105H102ZM108 104V105H107ZM111 104V105H110ZM125 104L128 106H125ZM145 104H147V105H145ZM150 105V107H148V110H147V108L146 109H144L143 108V105H145V107H147V106H149ZM154 104V105H153ZM194 104V105H193ZM7 105H9V106H11V108L9 107V106H7ZM17 105V106H16ZM21 105H23L24 106V108H22V107H19V106H21ZM30 105V106H29ZM45 105L47 106V109H42V107H45ZM55 105H56V107H59V106H61V109L63 110H61L60 109V107L58 108L60 111H57L56 109H55ZM65 105V106H64ZM82 105V106H83ZM115 105V106H114ZM135 105H137V106H135ZM141 105H140V107H141ZM176 105H178L177 107H175L176 109H174V106H176ZM206 107H205V106ZM207 105H209L208 107H207ZM14 106V107H13ZM34 106V107H33ZM91 106H93L92 108H91ZM122 106V107H121ZM152 106V107H151ZM154 106L155 107H160V108H158L159 110H157V109H155L154 108ZM169 106V107H168ZM172 106V107H171ZM184 106V105H183ZM210 106H212L211 108H210ZM214 106L217 108V106H218V108L216 109H214ZM244 105H242V104H240L239 105V107H240V110L243 108L244 110L246 109V107L244 108L243 107ZM5 107V108H4ZM17 108V110H15L16 108ZM63 107V108H62ZM97 109H95V108ZM117 107H119L118 108V110H117ZM135 107V108H134ZM136 107H138V108H136ZM21 108H22V110H21ZM37 109V110H35V109ZM40 108V109H39ZM69 108H70V110H71V115H73V114H75V117L73 118L71 115H70V113H67V112H70V110H69ZM107 108H109L111 111H109V110H107ZM152 108H154V111H153V109ZM168 108H169V110H168ZM226 108V109H227ZM231 108V112H229V109ZM9 109V111L12 109V111L10 112L11 113V115H13V116H11L10 115V113H8V111H6V110H8ZM18 109H20L19 111H18ZM32 109H33V112H32ZM82 109V110H81ZM101 109V110H102ZM150 109V110H149ZM152 109V110H151ZM163 109V110H162ZM175 110V112H174V110ZM179 109H180V112H179ZM207 109H208V111H207ZM209 109H211V110H213V111H211V110H209ZM218 109H221V110H218ZM25 110L29 113H26L25 112ZM28 110H30V112L28 111ZM54 110H56V111H54ZM69 110V111H68ZM96 110V111H95ZM155 110H157V112L155 111ZM166 110H167V112H166ZM232 110H233V112H232ZM7 112V114L9 115V116H11L10 118L9 117H7L8 115L6 114V112ZM16 111H18L19 112V114H17L16 113ZM23 111V112H22ZM38 111V112H37ZM41 111V112H40ZM49 111V112H48ZM80 111H85V112H80ZM117 111H119L120 113H121V115H120V113L118 114V113H116ZM153 111V112H152ZM159 111V112H158ZM162 111V112H161ZM163 111H165V113H163ZM191 111V112H190ZM209 111H211V112H209ZM219 111V112H218ZM225 111V110H224ZM238 111V110H237ZM4 112H5V114H4ZM23 113V115L26 117H24V116H21L22 115V113ZM62 112V113H61ZM93 112V111H92ZM93 112V113H94ZM171 112H172V114H171ZM179 112V114H181V115H177L176 113H178ZM226 112H224L225 114H228V113H226ZM13 113V114H12ZM17 115H19V116H17ZM26 115H25V114ZM40 113H41V115H40ZM44 113H45V115H44ZM57 113V114H56ZM58 113H61V116H60V114H58ZM97 113V114H98ZM168 113H170L169 115H168ZM173 113H175V114H173ZM222 113V114H221ZM233 113V114H232ZM21 114V115H20ZM49 114H50V116H49ZM53 114H55V116L57 117V119H59L60 118V120L58 121V120H56L55 122H54V119H52L51 118V116L53 115ZM69 116H68V115ZM197 114V115H196ZM216 114V115H215ZM14 115H16V116H14ZM29 115V116H28ZM46 117H44V116ZM48 115V116H47ZM58 115V116H57ZM98 115H100V114H98ZM142 115H147L148 117H150L151 119H153V121L154 122H157L156 124H158V126H156V124H154V127L152 128V126L150 125V126H148L149 128V130L147 129V128H145V129H147V130H143L142 129V131L139 129L140 128V124H139V121H141V117H142ZM173 115V116H172ZM177 117H176V116ZM184 115L186 116H189V118L186 120V122H185V119L187 118V116H186V118L184 119ZM221 116V118H220V116ZM23 117V118H21V117ZM27 116H28V119H27ZM64 116V117H63ZM69 117L68 118V120H69V122H70V119H71V122L69 123L68 122V120H66L67 119V117ZM175 116V117H174ZM9 118V120L8 121H10V119L12 118V117H14L13 118V120H11L10 121V123H14L15 125L14 126H12L11 128L9 127V128H6V127H8V121H7V123H5L6 122V120H7V118ZM18 117V118H17ZM32 117V118H31ZM52 117H54V116H52ZM87 117V118H86ZM127 119H126V118ZM181 117H183V122H176L175 124L177 125V126H175V128H176V130H170L169 131V128H168V130H167V128L166 127H168L167 125H169V127H170V124L172 125L173 123H174V121L176 120V121H182L181 120ZM215 117V118H214ZM19 118H20V120H19ZM31 118V120L33 121V119H37L36 120V122H32L31 120H30V122H27V121H29V119ZM44 118V119H43ZM55 118V117H54ZM116 118V119H115ZM118 118V119H117ZM178 118H180V119H178ZM194 120H193V119ZM198 118V119H197ZM207 118V119H206ZM210 118V119H209ZM24 119V120H23ZM25 119H26V121H25ZM56 119V118H55ZM121 119H123V120H121ZM190 119H192V120H190ZM195 119H197V120H195ZM201 119V120H200ZM209 119V120H208ZM215 119H217V121L215 120ZM16 120H18L17 121V123H15V121ZM22 120V121H21ZM39 120V121H38ZM41 120L44 122H46L47 120V122L45 123L44 122V124H43V122H41ZM65 120V121H64ZM81 120V121H80ZM205 120V121H204ZM207 120V121H206ZM215 120V121H214ZM3 121V122H2ZM14 121V122H13ZM20 121V122H19ZM24 121H25V123H24ZM67 121V122H66ZM76 121V122H75ZM123 121V122H124ZM165 121V122H164ZM169 121V122H168ZM172 121V122H171ZM197 121H199V122H197ZM211 121H212V123H211ZM51 122L52 123H55V125L53 124H51ZM73 122V123H72ZM137 122V121H136ZM166 122H168L169 124H164V123H166ZM171 122V123H170ZM188 122V123H187ZM216 122V124H214ZM5 124V126L3 125V127H2V125L1 124ZM28 123V124H27ZM35 123H37V124H35ZM40 123L41 124H43V126H45V127H43V126H41L40 125ZM60 123V124H59ZM61 123H62V125H61ZM69 123V124H68ZM72 123V124H71ZM76 123H77V125H76ZM7 124V125H6ZM18 124V125H19ZM25 124V125H24ZM78 124H80V126L78 125ZM174 124V125H175ZM38 126V128H37V126ZM59 125H60V127H59ZM71 125V126H70ZM76 125V126H75ZM164 125H166V126H164ZM180 125V127L181 128H178V126ZM10 126V125H9ZM33 126H36V127H33ZM54 126V127H53ZM84 126V127H83ZM94 126V125H93ZM156 126V127H155ZM59 129H58V128ZM69 127H71V130H66L67 131V133H66V135H63V134H65V129H69ZM81 127V128H80ZM150 127H151V129H150ZM159 127H161V128H159ZM173 127V126H172ZM6 128V129H5ZM20 127H18V129H19ZM20 128V129H21ZM34 128V129H33ZM40 128V129H39ZM83 128V129H82ZM91 130H90V129ZM155 128H157V130L155 129ZM3 129V130H2ZM10 129V130H9ZM24 129V130H23ZM37 129V130H36ZM154 129V130H153ZM173 129H174V127H173ZM179 129H182L181 131L179 130ZM9 130V131H8ZM13 130V131H12ZM26 130V131H25ZM34 130H36V131H38L39 130V132H41L40 134L38 133V132H36V131H34ZM42 130V131H41ZM63 130V131H62ZM79 130V131H78ZM89 130V131H88ZM132 130V131H131ZM153 130V131H152ZM161 130H163V131H161ZM178 130H179V132H178ZM25 131V132H24ZM32 131V132H31ZM33 131L35 132V134H37L38 133V135H35L36 136V138H35V136L34 135H32L33 134ZM74 131V132H73ZM91 131H93V132H91ZM143 131H144V133H143ZM152 132V133H147V132ZM166 131H168V132H166ZM173 131H176V132H178L179 134L181 133V136L179 135V134H174L175 135V137H174V135L172 134L173 133ZM29 132H30V136H29ZM61 132H64V133H61ZM75 132L77 133V134H75ZM160 134H159V133ZM165 132V133H164ZM147 133V134H146ZM175 133V132H174ZM183 133V134H182ZM28 134V135H27ZM63 135V137H62V135ZM139 134H141V135H139ZM168 134H169V137H168ZM173 135V137H172V135ZM12 136H13V134H11ZM23 135H25V136H23ZM71 135V136H70ZM179 135V136H178ZM22 136V138H25V139H23V142H24V147L25 148H23V145L21 146L20 145V143H21V141H22V139H19V137H21ZM34 136V137H33ZM45 137L48 141H46V139L45 138H43V137ZM48 136V137H47ZM164 136V137H163ZM166 136L168 137V138H173V139H169L168 140V138H166ZM182 136L184 137L183 138V140L181 139L182 138ZM30 137V138H29ZM31 137H32V139H31ZM62 137V138H61ZM68 137L69 138H71V139H68ZM38 138V139H37ZM42 138V139H41ZM63 139V140H61V139ZM64 138H66V139H64ZM83 138V139H82ZM21 140V141H19V140ZM27 139H28V141H27ZM45 141H44V140ZM54 139V140H53ZM72 139H74V141L72 140ZM163 139H165V140H163ZM31 140V141H30ZM65 140H67V141H65ZM70 140V141H69ZM93 139H90V142L92 141ZM96 140V139H95ZM134 140H137V141H140V140H145V139H134ZM190 140V141H189ZM203 140V139H202ZM235 140V142L237 141V144L239 143L238 141L240 140V141H242V139H234ZM8 141H9V143H8ZM28 143H27V142ZM41 141H42V143H41ZM61 141H63V142H65V143H61ZM69 141V142H68ZM76 141V142H75ZM82 141V142H81ZM89 141V140H88ZM150 141H151V139H150ZM180 141V142H179ZM183 141H185L186 143H187V145H186V143L185 142H183ZM10 142H12V143H10ZM26 142V143H25ZM48 142V143H47ZM70 145V146H75L73 149H71L72 147H69V145L67 144V143ZM72 142V143H71ZM164 142V143H163ZM166 142H167V144H166ZM172 142H173V144H172ZM177 142V143H176ZM60 143V144H59ZM72 145H71V144ZM77 143V144H76ZM153 143V142H152ZM172 145H171V144ZM179 143H181V144H179ZM185 143V144H184ZM193 143V144H192ZM9 144V145H8ZM10 144H13V145H11L10 146ZM25 144H28V145H26V146H28V147H30V146H32V147H30V148H28V147H26L25 146ZM44 144H46L45 145V147H44ZM58 144L61 146V144L63 145H67L66 146V148H64V145L63 146H58ZM81 144H82V146H81ZM165 144V145H164ZM170 144V145H169ZM178 144H179V146H178ZM184 146H183V145ZM188 144H190L189 146H191V145H193L194 147H191V148H189V146H188ZM199 144H202V146H201V148H200V145ZM209 144V145H210ZM233 144V143H232ZM2 145V146H1ZM199 145V146H198ZM205 145V144H204ZM209 145H207V146H209ZM235 145V144H234ZM4 146V147H3ZM161 146H163V147H161ZM168 146H174V147H172L171 148V150L169 149L170 147H168ZM34 147V148H33ZM49 147H51V148H49ZM59 149H58V148ZM69 147V148H68ZM77 147V148H76ZM166 147V148H165ZM4 148V149H3ZM32 148V149H31ZM56 148H57V152H59V154H64V153H70V150H73V152H75L76 153V151H79V153L77 154L79 157H77L76 156V154H74V155H71V157H74V158H76V159H72L71 158V160L75 163V164H73L71 161V165H74V167H76L75 169H77V170H74L73 172L72 171H70V169H68V168H71L68 164H69V162H66V163H68V164H66V163H64L66 166H64V164H62V166H63V168L62 169H60V167H59V169H58V167H54V168H56V170H54L55 171V173H57V174H59L60 173V171L62 172V174H60V175H62V177H64V178H62L61 176H59L58 178H61V180L60 181H62V180H64L65 178H70V183L71 184H73V182L75 183V185H69L70 183H68L67 181H65V182H67L68 183V185H67V183L65 184V182L64 181H62V182H60L63 186H56L57 185V183H59V182H57L54 186L55 187H57V188H59V189H57V188H55L54 186H46V185H50L49 183H46L45 184V186L46 187H49L50 189H46V187L40 192V189H38L37 187H36V185L35 184H33V183H36V182H38V177L40 176V174L39 173H35V170H39L40 168L42 169V172L44 171V169H49L52 165V162L50 161L51 159H52V156L51 155H53V154H55V153H57L56 152ZM153 147H151V146H148V151H149V153H150V151L152 150V151H154L153 149H152ZM180 148V149H179ZM197 148H196V154H197ZM203 148H206V149H203ZM222 148V147H221ZM25 149V150H24ZM28 149H29V151H28ZM31 149V150H30ZM36 149H37V151H36ZM163 149V150H162ZM166 149V150H165ZM19 150V151H18ZM33 150V152L34 153H32V152H30V151H32ZM48 150V151H47ZM160 150H161V153H162V155H161V153H159L160 152ZM226 149L224 148L223 149V151H225ZM12 151V152H11ZM171 151V152H170ZM179 151V152H180ZM19 152V153H18ZM25 152H26V156L24 155L25 154ZM40 152H41V154H40ZM47 152V153H46ZM141 152V151H140ZM138 152V154H140V156L139 155H137L136 153V155L137 156H135V155H133L132 157H134L135 156V158H137L136 160H138V158L139 157H142V155L143 154H141V153H143V152ZM166 152H169V153H166ZM178 152V153H179ZM184 152H185V150H184ZM183 152V153H184ZM200 152L201 151H198V154H200ZM203 152H202V154H203ZM204 152V153H205ZM32 153V154H31ZM36 153H39L40 155H41V157H38L39 156V154H36ZM72 153V152H71ZM164 153H165V155H164ZM19 154V155H18ZM28 154V155H27ZM34 154V155H33ZM36 154V155H35ZM113 154H114V152H113ZM112 154V155H113ZM197 154V155H198ZM14 155V156H13ZM18 155V156H17ZM33 156V158H32V156ZM43 155V156H42ZM164 155V156H163ZM166 155H168V156H166ZM195 155V154H194ZM204 155V154H203ZM10 156V157H9ZM18 158H17V157ZM114 156V155H113ZM8 157V158H7ZM15 157L17 158L16 160H15ZM22 157V158H21ZM25 157V158H24ZM173 157H175L176 159L174 160L173 159ZM33 159V161H31L32 159ZM35 158H36V160L37 159H39L37 162H35L36 160H35ZM263 157H261V158H259L258 159V161H259V163H258V161H257V163L256 164H260V165H262L263 167L261 168V170H260V168L256 165V168H254V171H256L255 173H258L259 171H260V173H258V174H261V176L260 175H258V177H259V180H258V178H257V180L258 181H256L255 179H256V177H253V182H254V180L257 182V183H259L260 185L259 186H262L263 184H264V181H262L263 179H264V158L262 159ZM8 161H7V160ZM20 159V160H19ZM158 159V158H157ZM261 159H262V161H261ZM18 160V161H17ZM45 162H44V161ZM131 160L132 161H134L135 162V160H134V158H131ZM162 160V161H161ZM170 161L171 162V164L170 165H166L165 163H166V161ZM174 160V162H172ZM28 161H31V162H34V163H31L30 164V162H28L32 167L34 166L33 164H36L37 166H38V164H40L39 166H41V167H39V169H32V167L27 163ZM176 161V162H175ZM6 162V163H5ZM18 162V163H17ZM39 162V163H38ZM85 162V163H84ZM130 162V161H129ZM134 162H132V163H134ZM138 162V161H137ZM156 162V161H155ZM17 163V164H16ZM25 164V166L28 164L29 166H26V168H25V166L23 167V165L22 164ZM38 163V164H37ZM51 163V164H50ZM83 164V167H84V169H83V171H79L78 170V168H80V166L82 165H78V164ZM163 163V164H162ZM262 163V164H261ZM135 164V163H134ZM147 164H149V165H147ZM156 164H159V166H158V168H157V166H152V165H156ZM162 164V167L164 168L165 166H169L170 167V169H173V166L174 167H176V169L174 168V170H172L171 172H170V169L167 171V172H165V169H163L160 165ZM3 165V166H2ZM16 165V166H15ZM51 165V166H50ZM79 166V167H77V166ZM138 165V164H137ZM206 165H208V164H206ZM205 165V166H206ZM10 166V167H9ZM17 166H18V168H17ZM37 166H35V168H37ZM43 166V167H42ZM1 167H2V169L3 168H5L6 170H3L2 171V169H1ZM14 167V168H13ZM20 167H21V170H20ZM28 167V168H27ZM29 167H31V174L30 175H32V177H36L35 179H33L32 177H30L29 178V176H27V174L28 173H30L29 171L30 170H26V172H25V170H23L22 168H25V169H30ZM44 167H46V168H44ZM49 167V168H48ZM67 167V168H66ZM73 167V168H74ZM159 167H161V168H159ZM80 168V169H81ZM166 168V167H165ZM9 171H8V170ZM17 169H19V171L17 170ZM40 169V170H41ZM58 169V170H57ZM64 169V170H63ZM65 169H66V171H65ZM72 169V168H71ZM167 169V168H166ZM184 168H181V170H183ZM256 169H258V171L256 170ZM33 170H34V173H35V175L34 174H32L33 173ZM73 170V169H72ZM146 170H149V172H146ZM180 170V169H179ZM179 170H177L176 172H180ZM14 171V172H13ZM21 171V172H20ZM36 171V172H37ZM57 171V172H56ZM79 171V172H78ZM150 171L151 172H153L154 171V174L157 176V178L159 179H157V178H154V179H156L155 181H154V184H152L153 182L151 181L152 179H153V177H154V174H153V177H149V173H150ZM13 172V173H12ZM17 172H20V174L19 173H17ZM23 172H25L24 174H23ZM28 172V173H27ZM38 172H40V171H38ZM85 172V173H84ZM168 172H170L169 174H168ZM3 173V174H2ZM11 173V174H10ZM17 173V174H16ZM63 173H66V174H63ZM80 173V174H79ZM82 173H84V175H82ZM148 173V174H147ZM22 174L23 175H25V177L24 176H22ZM145 174H147V176L145 175ZM179 174H180V176H179ZM4 175L6 176V177H4ZM18 175V176H17ZM19 175H21V176H19ZM29 175V174H28ZM75 175V176H74ZM152 175V173L150 174V176ZM194 175H195V177H194ZM256 175V176H257ZM18 178H17V177ZM26 176H27V178H26ZM85 176V177H84ZM155 176V177H156ZM199 176V177H198ZM252 176H254V175H252ZM23 177H24V179H23ZM147 177H149L150 179L149 180H147L148 178ZM201 177V178H200ZM11 180H10V179ZM16 178H17V180H16ZM110 178V177H109ZM165 178H167L168 180H169V182H166V181H168L167 179L166 180H164ZM255 178V179H254ZM260 178H262V180L260 179ZM19 179H21V181H19ZM66 179V180H67ZM74 179V180H73ZM77 179V180H76ZM153 179V180H154ZM171 179L172 180H174V179H176L174 182L173 181H171ZM181 179H183L182 181L183 182H181ZM201 179V180H200ZM3 180H7V181H3ZM10 180V181H9ZM13 180V181H12ZM16 181V184L14 183L15 181ZM31 180V181H30ZM37 180V181H36ZM105 180H107V181H105ZM147 180V181H146ZM162 180H164V181H162ZM179 180V181H178ZM195 180V181H194ZM196 180H200L199 181V183H198V181H196ZM19 181V182H18ZM36 181V182H35ZM58 181V180H57ZM77 181V182H76ZM112 181V180H111ZM149 181H151V182H149ZM159 181H161V182H163L162 184H161V182H159ZM2 182V183H1ZM3 182L4 183H6V186L7 185H9L8 187H6V186H4L3 185ZM7 182H12V183H7ZM104 182V183H103ZM105 182H107L106 184H105ZM166 182V183H165ZM180 182H181V184H180ZM59 183V184H60ZM155 183H156V185H155ZM183 183V184H182ZM202 184V186L201 185H199V184ZM12 186H11V185ZM30 184V185H29ZM31 184H33V185H31ZM54 184V183H53ZM58 184V185H59ZM60 184V185H61ZM254 184V183H253ZM24 185H26V186H30V187H32L33 186V188H31V189H25L23 186ZM66 185V186H65ZM145 185V186H144ZM153 185H155V187L153 186ZM43 186H44V184H43ZM71 186H73V187H76L75 189L73 188V187H71ZM148 186V187H147ZM151 186H153L152 188H151ZM199 186H201V188L204 186V189L201 191V189L199 188ZM224 186H226V183L224 184ZM52 187H54L53 189H52ZM67 189V191H69L68 193H69V195H68V193L66 192V190H65V188ZM71 187V188H70ZM96 187V188H95ZM106 187H108V186H106ZM137 187H139V186H137ZM150 187V188H149ZM254 187L255 186H253V188L252 189H254ZM36 188L38 189V190H36ZM43 188V187H42ZM140 188V187H139ZM257 188V187H256ZM254 189L253 191H254V194H259L261 191H259L260 189ZM161 189V190H160ZM170 189V190H169ZM171 189H172V192H173V196H172V193L170 194V192H171ZM190 189V191L192 192V194H191V192L190 191H188L187 192V190H189ZM200 189V190H199ZM5 190V191H4ZM29 190V191H28ZM36 190V191H35ZM47 190V191H46ZM57 190H61L60 192L61 193H63V194H61V195H63V200H61L62 198H60V194H58L59 192L57 191ZM139 190V189H138ZM153 190V191H152ZM177 190V191H176ZM201 191L202 193H197V191ZM7 191V192H6ZM23 191V192H22ZM26 191V192H25ZM28 191V192H27ZM47 192V193H45V192ZM48 191H49V193H48ZM52 192V194H51V192ZM54 191H55V194H54ZM160 191V192H159ZM170 191V192H169ZM195 193H197V194H195ZM2 192V193H1ZM34 192V193H33ZM141 192V193H140ZM11 195H10V194ZM23 193V194H22ZM27 193V194H26ZM38 193V194H37ZM41 193V194H40ZM45 193V196H48V197H45V196H43V194ZM67 193V195L69 196H67V195H65ZM148 195H147V194ZM193 193L195 194L194 195V198H193ZM13 194V195H12ZM16 194V195H15ZM33 194V195H32ZM47 194V195H46ZM70 194H72V196L70 195ZM96 194V195H95ZM144 194H146V195H144ZM154 194L155 193H153V197H154ZM164 194V193H163ZM164 194V195H165ZM166 194V195H167ZM187 194L189 195V196H187ZM38 195V196H37ZM42 195V196H41ZM159 195H161V193L159 194ZM165 195V196H166ZM203 195V194H202ZM259 195H261V194H259ZM1 196H3V197H1ZM22 196V197H21ZM32 196V197H31ZM43 199V197L45 198L44 200H42L40 197ZM50 196V197H49ZM70 196H71V198H70ZM98 196V197H97ZM177 196V195H176ZM179 196H180V194H179ZM178 196V197H179ZM182 196V195H181ZM180 196V197H181ZM258 196V195H257ZM256 196V197H257ZM9 197V198H8ZM34 197V198H33ZM68 197V198H67ZM73 197H74V199H73ZM84 197V198H83ZM142 197V198H141ZM168 197V196H167ZM179 197V198H180ZM18 200H17V199ZM31 198H33L32 200H31ZM39 198V199H38ZM48 198H50V199H52L51 201H49L50 199H48ZM54 198V199H53ZM58 198V199H57ZM101 198V199H100ZM155 198V197H154ZM153 198V199H154ZM182 198V197H181ZM180 198V200H182ZM257 198H259V196L257 197ZM257 198L254 200V199H252V200H250V204L251 205H253V208H254V205H258V206H260V198L257 200ZM9 199V200H8ZM15 199L17 200V201H15ZM34 199H35V201H37V202H40L39 200H42V201H44V203L41 201L40 203H36L35 201H34ZM37 199V200H36ZM47 199V201L45 202V200ZM69 199V200H68ZM173 199H177L176 197L175 198H173ZM55 200V201H54ZM72 202H71V201ZM73 200H75L74 202H73ZM102 202H101V201ZM131 200V201H130ZM146 200V201H145ZM2 201V202H1ZM6 201H9V204H7L8 202H6ZM11 201V202H10ZM15 201V202H14ZM19 201V202H18ZM33 201V202H32ZM146 202V203H144L143 205H142V203L143 202ZM20 202H22V203H20ZM36 204H35V203ZM51 202V203H50ZM54 202V203H53ZM58 202V203H57ZM61 202H62V204L63 205H61ZM76 202H82V205L80 206V204L81 203H79V204H77ZM97 202V203H96ZM131 203V204H130ZM153 203V204H152ZM181 203H183V200L181 201ZM7 204V205H6ZM12 204V205H13ZM14 204V205H15ZM38 204V205H37ZM45 204V205H44ZM56 204V205H55ZM65 204V205H64ZM77 204V205H76ZM149 204V205H148ZM249 204V205H250ZM15 205V206H16ZM40 205V206H39ZM41 205H42V207H44V208H42L41 207ZM49 205V206H48ZM79 205V206H78ZM97 205V206H96ZM263 205V206H262ZM260 207H262V208H264V203L262 204ZM3 206V207H2ZM14 206V207H15ZM33 206H35V207H33ZM48 208H47V207ZM51 206V207H50ZM54 206V207H53ZM147 206V207H146ZM156 206V207H155ZM132 207H134L135 209H133ZM143 207H145V209L143 208ZM252 207V206H251ZM38 208H40V209H38ZM77 209V210H75V211H73V213H72V211L70 210V209ZM147 208V209H146ZM255 208H258V207H255ZM262 208H259V210L258 211H263L264 212V209H262ZM11 209V208H10ZM40 210V211H38V210ZM42 209V210H41ZM44 209V210H43ZM49 211H48V210ZM72 209V210H73ZM87 209V210H86ZM31 210V211H32ZM51 210V211H50ZM54 210H56V211H54ZM58 210V211H57ZM95 210H97V211H95ZM160 211V212H157V211ZM172 210H174V211H172ZM43 211V212H42ZM54 211V212H53ZM63 213H65V216H66V214H67V216H68V218H69V220H68V218H67V216L66 217H64V214H62V212ZM65 211V212H64ZM80 211H83L82 212V215H81V212ZM86 211V212H85ZM87 211H88V213H87ZM91 211V212H90ZM102 213H101V212ZM141 213V215H140V213ZM166 211V212H167ZM2 212V213H1ZM42 212V213H41ZM59 212V213H58ZM92 212H93V214H94V216L92 215V217H91V215H90V217H88L89 219H91L90 221H92V222H90L89 223V221H87L88 219H84L85 217H87V216H89V214H92ZM131 212V213H132ZM139 214H138V213ZM176 212H177V210H176ZM199 212V213H198ZM57 213V214H56ZM61 213V214H60ZM80 213V214H79ZM87 213V214H86ZM101 213V214H100ZM197 213V214H196ZM74 214H75V216H74ZM83 214H85V215H83ZM97 214V215H96ZM143 214H147V215H145V216H147V217H145ZM165 214V213H164ZM174 214V213H173ZM176 214V213H175ZM95 215H96V217H95ZM195 215H194V219L195 218H197V217H195ZM37 216V217H38ZM80 216V218H79V220L77 219L78 217ZM82 216V217H81ZM136 216V217H137ZM161 216V215H160ZM162 216H163V213H162ZM161 216V217H162ZM5 217H6V214H5ZM4 217V218H5ZM62 217V218H61ZM94 217H95V221L93 220L94 219ZM4 218L2 219V220H4ZM50 218H51V216H50ZM55 218V217H54ZM148 218V219H149ZM170 218V219H169ZM7 219L9 220V221H7ZM13 219V220H12ZM39 219V218H38ZM82 219L85 221V222H82ZM107 219H108V221H107ZM182 219V220H181ZM1 220V219H0ZM0 221V235L1 236H3L4 234H2L1 232H2V228L3 227H5V226H9V225H12V227H13V231H11L12 229V227H9L10 229H8V227H5L6 229H8L7 231H5V229L3 230V233H7V234H5V237L7 236L8 237V239H6V238H2L3 239V241H2V239H1V242H3V243H1L0 242V244H2L3 246H5L6 245V241H9V238L11 237V243H9L10 244V246H9V244L7 243V245L8 246H5V247H3L2 245H0V255L2 256V255H6V253H8V252H13V251H15V250H19V254L17 253L16 255H17V257L19 256V255H21V256H19L18 257V259L20 260H24L25 261V264L27 263V264H38V262L37 261H39V264H56L58 261V264H63V263H65L66 262V264H81V263H79V261H78V263H72L74 260H76L77 258L78 259H81L82 257L84 258V259H86L84 256H86V257H89L91 254H90V252L91 251H86L87 249H85L84 247H81L82 245H79L81 248H83L82 250H84L85 249V252H86V255H85V252H82V254L84 255V256H82V257H80L79 258V256L81 255V251H80V255H78V253L76 252V254H75V252H72V251H74V250H72L73 249V247L75 248L76 246L75 245H73V247H72V245H66V242L69 240H63L62 242L60 241V242H57V245L55 244L56 242H54V244L58 247V253H60V251H61V253H60V255H62V257H64V258H61V256L59 255V254H57L56 253V256L57 255H59V256H57V257H55V255L54 254H52L53 253V249L51 248L50 250H53V251H51L52 253H51V255L50 254H46L45 253V255H44V252H48V250L46 249V250H44L46 247H44L43 245H45V244H41L40 243V241H39V238H41V237H39L38 238V236H36L34 239H35V241L32 243V242H30V241H28V240H26V241H28V242H30V243H24L23 241H24V239L23 238H25V237H23V236H21L22 234L21 233H19V232H17V233H19L20 234V236L21 237H23L22 239H20L19 237V235L17 236V238H18V240L16 239V236H15V234H16V232H15V228H18V227H16V225H17V222L19 223V221H17V219L16 218H14V216H10V215H7V218H5V220L6 221ZM26 220H27V218H26ZM144 222H143V221ZM151 220V219H150ZM161 220H163L162 222V224H164L167 220L166 219H164V217L161 219ZM161 220L159 221V222H161ZM196 220V219H195ZM70 221V222H69ZM165 221V222H164ZM173 221V222H172ZM174 221H176V222H174ZM179 221H181V223L179 224L178 222ZM199 221H200V219H199ZM199 221L197 220V222H198V226H200V224H199ZM16 222V223H15ZM15 223V224H14ZM68 223V224H67ZM71 223V224H70ZM94 223V224H93ZM109 223V224H108ZM122 223V224H121ZM126 224V226H127V229H126V226H125V228H124V226H123V224ZM136 223V224H137ZM168 223V222H167ZM174 223L176 224V225H174ZM86 224V225H85ZM88 224V225H87ZM90 224V225H89ZM92 224V225H91ZM119 224H121V225H119ZM143 224V225H142ZM151 224V225H152ZM158 224H160V223H158ZM158 224L157 223H154L152 226H151V228H154L155 226L157 227L155 230L156 231H159V229H158ZM161 224V225H162ZM170 224V225H171ZM178 224V225H177ZM188 224V223H187ZM186 224V225H187ZM15 225V226H14ZM20 225V223L18 224V226ZM67 225V226H66ZM82 225V226H81ZM85 225V226H84ZM111 225V226H110ZM155 225V226H154ZM166 225L167 224H164V228L166 227ZM262 225V224H261ZM79 226V227H78ZM114 226V227H113ZM134 226V227H133ZM154 226V227H153ZM167 226H169V225H167ZM15 227V228H14ZM67 227V228H66ZM96 227V228H97ZM118 227V228H117ZM121 227H123L124 228V231H123V228H121ZM130 227V228H129ZM148 227H150V226H148ZM170 227V226H169ZM63 228H65V232L63 231L64 229ZM92 228V229H93ZM114 228H116V229H114ZM132 228V229H131ZM20 231L22 230L21 228H18ZM55 228H54V226H53V231L55 232V233H57L55 230H54ZM62 229V230H61ZM66 229H67V231H66ZM98 229V228H97ZM100 229H98V232H99V230ZM114 229V231H112ZM130 229H131V231H133V232H131V234H130ZM135 229L137 230V231H135ZM143 229V230H142ZM161 229H163L162 228V226H160V230ZM196 231H195V230ZM197 229H199V231H201V230H203V231H201L200 232V234L202 235V236H204V237H200V234H198L199 233V231L197 230ZM201 229V230H200ZM18 230V231H19ZM69 230V231H68ZM141 230V231H140ZM179 229L178 230H175V233H177V231H180ZM90 231V230H89ZM93 231V230H92ZM101 231V230H100ZM104 231H106V232H108L107 234L104 232ZM116 231V232H115ZM123 231V232H122ZM145 232L144 234H141V233H143V232ZM10 232H11V234H10ZM62 232H63V234H62ZM111 234H110V233ZM118 232H119V234H118ZM197 232V233H196ZM88 233V232H87ZM100 233V232H99ZM13 234V235H12ZM117 234V235H116ZM141 234V238L143 237L144 238V236H146L144 239H140V240H142V242H143V245H139L138 243H137V241L138 242H140V244H142L141 243V241H139L138 239H139V237L137 236V235H140ZM180 234H183L181 237H180ZM198 234V236H197V238H196V235ZM15 238L14 240H15V242L13 241V238H12V236ZM69 235V234H68ZM97 235V236H96ZM120 235V236H119ZM123 235H125L124 237H125V239H123ZM135 235H136V237H135ZM161 235V236H160ZM178 235V234H177ZM55 236H57V235H55ZM85 236H86V238L88 237L86 234H85ZM91 236H93V237H95V238H91ZM118 236V237H117ZM122 236V237H121ZM185 236V237H184ZM109 237V238H108ZM121 237V238H120ZM128 237V238H127ZM150 237H152V238H150ZM200 239H199V238ZM114 238V239H113ZM130 238V239H129ZM137 238V239H136ZM155 238V239H154ZM196 238V239H195ZM4 239H6V240H4ZM28 239H30V238H28ZM44 239V238H43ZM88 239V238H87ZM87 239H84L85 240V242H87ZM92 239V240H91ZM129 239V240H128ZM172 239V240H171ZM200 241H199V240ZM17 240V241H16ZM32 240V239H31ZM45 240V239H44ZM80 240V242L83 244L84 243V241H83V238L82 239H79ZM88 240V241H89ZM135 240V241H134ZM154 240V241H153ZM159 240V241H158ZM198 240V241H197ZM19 241V242H18ZM46 241V240H45ZM44 241V242H45ZM72 241V242H73ZM159 243H158V242ZM187 241H185V243L184 244H187L188 242ZM4 242H6V243H4ZM41 242H43V240L41 241ZM70 243H71V241H69ZM73 242V243H74ZM80 242H78L79 244H80ZM134 244H133V243ZM139 245H137L136 243ZM150 242L152 243V244H150ZM169 242V243H168ZM187 242V243H186ZM13 243H15V245H13ZM32 243V247L30 246V244ZM34 243H37L36 245L34 244ZM49 243V242H48ZM47 243V244H48ZM75 243V244H76ZM78 243H77V246H78ZM88 243V242H87ZM91 243V242H90ZM92 243V244H93ZM97 243H98V246H97ZM154 243V244H153ZM156 243V244H155ZM163 243H165V244H163ZM171 243V244H170ZM183 243V242H182ZM25 244H27V245H25ZM33 244L35 245V247L33 246ZM52 244H53V242H52ZM108 244V245H107ZM110 244V245H109ZM111 244L114 246V249H113V246H111ZM146 244V245H145ZM159 244H160V246H159ZM163 244V245H162ZM194 244H196V243H194ZM12 245V246H11ZM29 245V246H28ZM42 245V246H41ZM49 245H51V244H49ZM91 245V244H90ZM89 245V246H90ZM97 247H96V246ZM120 245H122V246H120ZM136 245H137V247H136ZM166 245H168V246H166ZM59 246H60V248H59ZM83 246H85L84 244H83ZM112 247V251H110V249H108V247ZM147 246V247H146ZM163 246H164V249H163ZM187 246H188V244H187ZM34 247V248H33ZM38 247V248H37ZM43 249H42V248ZM49 247H51V246H49ZM56 247V248H57ZM85 247H87V246H85ZM91 247V246H90ZM115 247H117V250H116V252H117V256H115V254L114 253H116L115 252ZM53 248H54V246H53ZM56 248H54L55 249V251L57 250ZM109 250H107V249ZM123 249V251H122V249ZM125 248H127V249H125ZM148 248V249H147ZM154 248H157V249H154ZM31 249V250H30ZM34 249V250H33ZM35 249H37V250H35ZM60 249V250H59ZM78 249H79V247H78ZM121 249V250H120ZM139 249V250H138ZM146 249H147V251H148V254H149V252H150V255H151V257L152 258H148L149 256H147V251H146ZM161 249V250H160ZM13 250V251H12ZM39 250V251H38ZM50 250H49V252H50ZM67 250V251H66ZM124 250H125V252H124ZM158 250V251H157ZM160 250V251H159ZM17 251H15V252H17ZM33 251V252H32ZM76 251V250H75ZM151 251H152V253H153V251H154V254L155 253H157V252H160V253H163L162 254V256H160V257H156L154 254H152L151 253ZM4 252H6V253H4ZM41 252H43V254L41 253ZM57 252V251H56ZM63 252H64V254H63ZM114 252V253H113ZM142 252H144V254L142 253ZM146 252V253H145ZM3 253V254H2ZM55 253V252H54ZM75 255H74V254ZM113 253V254H112ZM120 253V254H119ZM123 253H125V254H123ZM144 256H142L141 254ZM108 254V255H107ZM146 254V255H145ZM8 255H10V254H8ZM8 255H6L7 257H8ZM52 255H54V256H52ZM66 255V256H65ZM95 255V256H94ZM101 255V254H100ZM121 255H127V256H130L129 258L127 257H123V256H121ZM137 255V256H136ZM159 254H157V256H158ZM30 256V257H29ZM35 257V259H34V257ZM40 257V258H38V259H36L37 257ZM112 256V257H111ZM145 256H146V259H145ZM154 256L156 257V258H158V260L156 259V258H154ZM197 256V254H196V252H194V257H196ZM208 256V255H207ZM17 257H13L15 260H18L17 259ZM23 257V258H22ZM44 257V258H43ZM53 257V258H52ZM60 257V258H59ZM68 257V258H67ZM115 257V258H114ZM122 257L126 260V259H128V261H130V262H126V261H123L122 260ZM138 257V258H137ZM143 257V258H142ZM165 257V258H164ZM210 257V256H209ZM208 257V258H209ZM67 258V259H66ZM75 258V259H74ZM90 258H91V256H90ZM207 258V259H208ZM34 259V260H33ZM47 259V260H46ZM74 259V260H73ZM100 259H102V261L100 260ZM210 259H211V257H210ZM205 260V264H211L210 263V261L211 260ZM54 260V261H53ZM70 260H71V263H70ZM73 260V261H72ZM88 260V259H87ZM142 260V261H141ZM145 260H146V262H145ZM150 260V262L148 263V261ZM41 261H44V262H41ZM47 261V262H46ZM57 261V262H56ZM60 261H64L63 263L62 262H60ZM115 261V262H114ZM123 261V262H122ZM136 261H138V262H136ZM142 263H141V262ZM143 261H144V263H143ZM208 263H207V262ZM81 262H83V263H87V264H89L90 262L88 261H86V260H83V259H81ZM103 262V263H102ZM133 262V263H132ZM91 264V263H90ZM96 264V263H95ZM243 264H245V263H243Z\"/></svg>",
  "mask_w": 264,
  "mask_h": 264
},
{
  "label": "clouds",
  "instance_id": "clouds-1",
  "mask_svg": "<svg viewBox=\"0 0 264 264\" xmlns=\"http://www.w3.org/2000/svg\"><path fill=\"white\" fill-rule=\"evenodd\" d=\"M209 244L227 252L264 254V231L240 217L220 216L209 221Z\"/></svg>",
  "mask_w": 264,
  "mask_h": 264
}]
</instances>
